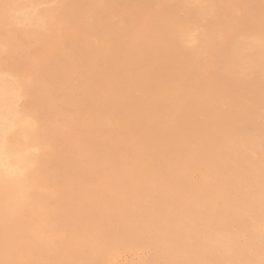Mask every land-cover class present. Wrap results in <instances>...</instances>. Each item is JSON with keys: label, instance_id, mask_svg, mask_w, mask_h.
I'll return each mask as SVG.
<instances>
[{"label": "bare ground", "instance_id": "bare-ground-1", "mask_svg": "<svg viewBox=\"0 0 264 264\" xmlns=\"http://www.w3.org/2000/svg\"><path fill=\"white\" fill-rule=\"evenodd\" d=\"M2 1V0H0ZM16 1V0H15ZM19 1V0H18ZM40 1V0H39ZM42 1V0H41ZM47 1V0H46ZM7 2H13V1H8ZM6 2V3H7ZM24 2V1H22ZM50 2V1H49ZM2 3V2H1ZM0 3V4H1ZM34 3V2H33ZM42 3V2H41ZM52 3V2H51ZM13 4V3H12ZM15 4V3H14ZM20 4V3H19ZM24 4V3H23ZM22 4V5H23ZM37 4V3H36ZM39 4V3H38ZM50 4V3H49ZM65 11L67 13V16L74 22L78 23V24H83L85 25V27L87 28L88 31H91L96 35H98L99 33L103 36L105 35H111L114 38V46L111 47V45H109V47L106 49L104 47V52L99 49L98 53L96 56L90 55L89 59H87V63L89 64V66L91 67V71H90V79L91 81H93L94 83H96L97 85L96 88L91 92L90 90V94L87 95L88 98L85 102H87L89 99L92 98V101L90 104H94L97 107H99V111L98 113L95 115V122L97 123L98 126H101L102 128L105 129H110V126H112V120L110 121V119H108L104 113V109L110 107H115L116 110H118V115L121 116L122 122L124 123L123 128V133L121 136V133L119 134V138L116 142L112 143L109 142L107 143V141L102 142L101 144V149H100V154H104L106 153L108 155L107 158L102 157V155L100 157H102L100 160L103 161L102 164L108 166L110 163L106 162L107 160H111L116 158L117 153H121L123 152L126 156V154H131L134 155L135 158L133 165H134V171L138 168L139 171H141L140 176L143 177V179L141 180V186L143 188H145V193H147V195H149V204H145L142 205L144 206L145 212H147L146 214H144L146 217H148L147 219V223L150 226V230H153L156 228V226H161V225H173L176 222V218H179L177 216L181 215V210L180 209V198L178 197L179 193H181V189L180 192L176 193V191H165L166 189V185L165 183H167V179H165L166 177H173L174 173L177 174L180 172V174H182L181 172V167H179L178 164H176V160L180 159L178 156V148L183 147L186 149H191L193 147L192 144L196 145L194 142L197 141V143L200 141L199 138H201L202 140L207 139L209 141L208 144H212L213 146L216 147H221L225 149L226 151V147H230L231 150L230 153H235L232 154V156L236 157V166H234L232 168V166L230 167L229 164H226V166L224 167L223 165L220 166L222 167L220 170L222 171V177L224 176L223 172L229 174V176L226 178L227 179V184L233 182L232 180H236L237 178H239V174L240 171L243 172V169L247 168L245 167V160L243 161L241 158V149L243 148L242 146L248 143H251L259 139L264 141V125L262 122H260L261 119V108L264 107V100L263 98H261L260 96V91H259V86L263 85V81H264V0H66L65 3ZM9 5V3H8ZM28 5V4H27ZM32 5V3H31ZM30 5V6H31ZM51 5V4H50ZM64 5V4H63ZM5 6V5H4ZM7 6V5H6ZM5 6V7H6ZM13 6V5H12ZM12 6L11 9H12ZM28 6V7H30ZM34 6V5H33ZM36 6V5H35ZM38 6V5H37ZM40 6V5H39ZM38 6V7H39ZM24 7V6H23ZM52 8V5L50 6ZM57 7V6H56ZM56 7H54L53 9H55ZM14 8V7H13ZM25 8V7H24ZM40 8V7H39ZM42 8V7H41ZM47 8V7H46ZM16 14H21L24 15L25 17V21L27 20L28 23H37L38 25V21L42 20L41 16L44 14H41V16H32V15H27V13L23 14V10L22 8L19 6L17 8H14L12 11L16 10ZM27 9V8H26ZM37 9V8H35ZM58 9V7H57ZM56 9V10H57ZM25 10V9H24ZM28 10V9H27ZM38 10V9H37ZM40 10V9H39ZM44 10V9H43ZM49 10V9H48ZM55 10V11H56ZM59 10V9H58ZM57 10V11H58ZM52 10H50L51 12ZM54 11V10H53ZM62 11V10H61ZM64 11V9H63ZM28 12V11H27ZM34 12V11H33ZM45 12V10H44ZM13 13V12H12ZM15 13V12H14ZM29 13V12H28ZM42 13V12H41ZM61 13V12H60ZM59 13V14H60ZM37 14V12H36ZM35 14V15H36ZM48 14V13H47ZM44 14L47 16L46 20H51V18H48V15ZM54 13H52L53 16ZM59 14H57L59 16ZM225 14L230 15V17L232 18V22L228 21H224V19H222V16H224ZM43 15V16H44ZM3 17V16H2ZM12 19H15L13 16H9ZM16 17V16H15ZM20 17V16H19ZM22 17V16H21ZM20 17V18H21ZM55 17V16H54ZM53 17V18H54ZM7 18V17H6ZM57 18V16H56ZM60 19V17H58ZM226 18V17H225ZM229 18V17H228ZM1 19V18H0ZM18 19V18H17ZM23 18H21L20 20H22ZM68 19V18H67ZM66 19V21H67ZM230 19V18H229ZM2 20V19H1ZM0 20V21H1ZM44 20V18H43ZM47 20V21H48ZM55 20V19H52ZM64 20V19H63ZM4 21V19L2 20ZM24 21V20H23ZM24 21V22H25ZM60 21V20H59ZM8 23V21H6ZM42 22V21H41ZM53 22V21H52ZM51 23H47L44 25H48L49 27H52L51 29H53L54 26H51ZM57 22V23H56ZM63 22V21H62ZM61 22V23H62ZM70 22V21H69ZM68 22V23H69ZM72 22V23H74ZM177 23L182 25L185 28H191L193 27V29H198L200 26H204V28L207 30V32L209 31L210 33L212 32V35L214 37V40L216 39L214 45H213V50L210 51L212 55L209 54L210 59L208 60L207 63H205L203 61H195L194 60L192 62H194L193 65H191L192 67L187 69L186 67H175L174 64L172 63H167L164 62L163 60H161L157 55V51L155 49H152L151 51H146V53L142 56V55H136L133 49V47H130V43L131 41L130 38L132 36L133 30L134 28L137 27H145L150 34L155 36V39L160 41L162 39H164L165 36V31L167 29V27L170 26V24L172 23ZM32 23V24H33ZM45 23V22H43ZM60 22H58V20H55V24L61 26L59 24ZM70 23V24H72ZM75 23V24H76ZM175 23V25H176ZM4 24V22H3ZM27 24V23H26ZM68 24V25H70ZM20 25V24H19ZM42 25V24H39ZM55 25V27L57 26ZM66 25V23H65ZM8 26V24L6 25ZM5 27V26H3ZM10 27V26H9ZM13 27V26H12ZM15 27V26H14ZM19 27V26H18ZM45 27V26H44ZM66 27V26H65ZM82 27V26H80ZM1 28V27H0ZM17 28V27H15ZM36 28V27H34ZM40 28V26H39ZM7 29V28H6ZM23 28H21L22 30ZM26 29V28H25ZM44 29V28H43ZM47 29V28H46ZM50 29V30H51ZM61 29V27L59 28ZM58 29V30H59ZM81 29V28H80ZM85 29V28H84ZM139 29V28H138ZM3 29H1L2 31ZM5 30V28H4ZM19 30V29H18ZM33 30V29H32ZM56 30V29H53ZM65 30V29H63ZM68 30V29H67ZM74 30V29H73ZM168 30V29H167ZM192 30V29H191ZM6 31V30H5ZM14 31V30H13ZM34 31V30H33ZM44 31V30H43ZM47 31V30H46ZM62 31V30H61ZM60 31V32H61ZM66 31V30H65ZM71 31V29H70ZM78 31V30H77ZM141 31V30H140ZM198 31V30H197ZM8 32V31H7ZM38 32H40L38 30ZM72 32V31H71ZM80 32V31H79ZM194 32V31H193ZM22 33V32H21ZM32 33V32H31ZM41 33V32H40ZM47 33V32H46ZM52 33V30L50 32V34ZM57 33H59L57 31ZM68 33V32H67ZM66 33V34H67ZM76 33V32H75ZM88 33V32H87ZM92 33V34H93ZM168 33V32H167ZM188 33V32H187ZM198 33V32H197ZM196 33V34H197ZM2 34V33H1ZM4 34V32H3ZM45 34V33H44ZM49 34V33H47ZM81 34V33H80ZM79 34V35H80ZM83 34L85 35V33L83 32ZM89 34V33H88ZM135 34V33H134ZM147 34V33H146ZM191 34V33H190ZM189 34V35H190ZM203 34V33H202ZM28 35V34H27ZM34 35V34H33ZM40 35V34H39ZM62 35V34H61ZM59 35V36H61ZM73 35V34H72ZM77 35V34H76ZM137 35V33L135 34ZM145 35V33H144ZM193 35V34H192ZM195 35V33H194ZM199 35V33H198ZM205 35V34H204ZM20 36V35H18ZM46 36V35H45ZM48 36V35H47ZM52 36V35H51ZM50 36V37H51ZM58 36V35H57ZM88 36V35H87ZM86 36V37H87ZM94 36V35H93ZM102 36H99L102 37ZM31 37V35H30ZM29 37V38H30ZM35 37V35H34ZM44 37V36H43ZM49 37V36H48ZM55 37H56V33H55ZM144 37V36H143ZM149 37V36H148ZM152 37V36H151ZM169 37V36H168ZM199 36H197L198 38ZM204 37V36H203ZM6 38V37H5ZM26 38V36H25ZM33 38V37H32ZM39 37H37L38 39ZM42 38V36H41ZM58 37H56L57 39ZM61 38H63L61 36ZM67 38V37H66ZM70 38V36H69ZM73 38V37H72ZM97 38V37H96ZM97 38L98 40L104 38ZM107 38V37H106ZM194 38V37H193ZM10 39V38H9ZM18 39V38H17ZM21 39V38H19ZM31 39V38H30ZM49 39V38H48ZM55 39V38H54ZM65 39V38H64ZM71 39V38H70ZM79 39V37H78ZM90 39V37H89ZM96 39V40H97ZM136 39V38H135ZM149 39V38H148ZM187 39V38H186ZM185 39V40H186ZM8 40V39H7ZM14 40V38H13ZM39 40H41L39 38ZM51 40V39H50ZM59 41V39H57ZM68 40V39H67ZM72 40V39H71ZM107 40V39H105ZM109 40V38H108ZM107 40V41H108ZM140 40V39H139ZM143 40V39H142ZM184 40V41H185ZM5 41V40H4ZM20 41V40H19ZM22 41V39H21ZM38 41V40H36ZM48 41V40H47ZM52 41V40H51ZM61 42H63V40H60ZM69 41V40H68ZM91 41V40H90ZM138 41V40H137ZM164 41V40H163ZM190 41V39H189ZM202 41V40H201ZM6 42V41H5ZM29 42V40H28ZM57 42V41H56ZM87 42V41H86ZM93 43H95L94 41H92ZM104 42V41H103ZM106 42V41H105ZM104 42V43H105ZM110 42V40H109ZM129 42V44H128ZM133 42V41H132ZM139 42V41H138ZM141 42V41H140ZM11 43V42H10ZM23 43V41L21 42ZM20 43V45H21ZM25 43V42H24ZM31 44H33L30 41ZM29 43V44H30ZM38 42H36L37 44ZM45 43L47 44V42L45 41ZM51 43V42H50ZM48 43V45L50 44ZM147 43V42H146ZM168 43V41H167ZM188 43V42H187ZM1 44V42H0ZM16 44V43H15ZM27 44V43H25ZM57 44V43H56ZM59 44V43H58ZM64 44V42H63ZM98 44V42H97ZM100 44V43H99ZM107 44V42H106ZM127 44L129 45L127 47ZM136 44V43H133ZM140 44V43H139ZM145 45V43H142ZM148 44V43H147ZM183 44V43H182ZM186 44V43H185ZM189 44V43H188ZM200 44V42L198 43ZM204 44V43H202ZM6 45V44H5ZM17 45H19V43H17ZM47 45V46H48ZM54 45V44H53ZM68 45V44H67ZM92 45V43H91ZM103 45V44H102ZM105 45V44H104ZM113 45V44H112ZM142 45V46H144ZM153 45V44H152ZM176 45V43L174 44ZM179 45V44H178ZM207 45V44H206ZM4 46V45H3ZM7 46V45H6ZM5 46V47H6ZM22 46V45H21ZM28 46V44H27ZM40 47V45H38ZM65 46V45H64ZM76 46V45H75ZM87 46V45H86ZM90 46V43H89ZM96 46V45H95ZM136 46V45H135ZM139 45H137L136 47H138ZM146 46V45H145ZM144 46V47H145ZM197 46V45H196ZM211 46V45H210ZM12 47V46H10ZM35 47H37L35 45ZM46 47V46H45ZM49 47V46H48ZM88 47V46H87ZM98 47V46H97ZM100 47V46H99ZM107 47V46H106ZM149 47V46H148ZM160 48V46H158ZM175 46H173L174 48ZM182 47V46H180ZM185 47V45H184ZM191 47V46H190ZM200 47V46H199ZM2 48V47H1ZM9 48V47H8ZM7 48V49H8ZM30 48V47H29ZM32 48V47H31ZM34 48V46H33ZM101 48V47H100ZM139 48V47H138ZM147 49V47H145ZM153 48V47H151ZM156 48V47H155ZM176 48V47H175ZM196 47H194L192 49H195ZM198 48V47H197ZM4 49V48H3ZM2 49V50H3ZM10 49V48H9ZM18 49V48H17ZM35 49V48H34ZM58 49V48H57ZM67 49V48H66ZM76 49V48H75ZM84 49V48H83ZM178 49V48H177ZM181 49V48H180ZM184 49V48H183ZM191 49V50H192ZM212 49V48H211ZM210 49V50H211ZM20 50V49H18ZM37 50V48H36ZM41 50V49H40ZM42 50H44L42 48ZM64 51H67L63 48ZM70 47L68 48L67 53L69 52ZM142 50V49H141ZM161 50V49H160ZM159 50V51H160ZM176 50V49H175ZM174 50V51H175ZM187 50V49H186ZM190 50V49H189ZM60 51V50H59ZM58 51V53H60ZM81 50H78L77 52H79ZM95 51V50H93ZM100 51L102 52V56L100 55ZM145 51V50H144ZM182 51V50H181ZM195 51V50H194ZM1 52V51H0ZM45 52V50H44ZM54 52V51H53ZM87 52V50H86ZM85 52V53H86ZM91 52V51H90ZM161 52V51H160ZM197 52V51H196ZM15 53V52H14ZM18 53V52H17ZM22 53V52H20ZM33 53V52H32ZM52 53V52H51ZM71 53V52H70ZM75 53V51H74ZM81 53V52H79ZM139 53V52H138ZM168 53V52H167ZM180 53V51H179ZM201 53V52H200ZM206 52H204L205 54ZM25 54V52L23 53ZM22 54V55H23ZM55 54V53H54ZM53 54V55H54ZM62 54V53H61ZM90 54V53H89ZM140 54V53H139ZM165 54V53H164ZM3 55V54H2ZM19 55V54H18ZM28 54H25L24 56H27ZM49 55V54H48ZM52 55V54H51ZM52 55V56H53ZM56 56H58L57 54H55ZM66 53H64L63 56H65ZM80 55H84V54H80ZM166 55V54H165ZM184 55V54H183ZM186 55V54H185ZM192 55V54H191ZM5 56V55H4ZM10 56H12V54H10ZM29 56V55H28ZM30 56L32 57V55L30 54ZM70 56V55H69ZM68 56V57H69ZM73 56V55H71ZM197 56V55H196ZM2 57V56H1ZM14 57V56H13ZM43 57V56H42ZM59 57V56H58ZM76 57V56H75ZM79 57V56H78ZM83 57V56H82ZM100 57V58H99ZM123 57V58H122ZM192 57V56H191ZM7 58V57H6ZM28 58V57H25ZM46 58L48 59L47 55ZM54 58V57H53ZM57 58V57H55ZM71 58V57H70ZM68 58V59H70ZM165 58V57H164ZM187 58V57H186ZM3 59V58H2ZM24 59V57H23ZM35 59V58H34ZM61 59V58H60ZM64 59H66L64 57ZM78 60V58H76ZM86 59V58H85ZM169 59V58H168ZM191 59V58H190ZM199 59V58H198ZM7 60V59H5ZM15 60H17L15 58ZM54 60V59H53ZM56 60V59H55ZM63 60V59H61ZM60 60V61H61ZM71 60V59H70ZM84 60V59H83ZM167 60V59H166ZM183 59H180V61H182ZM197 60V57H196ZM200 60V59H199ZM207 60V59H206ZM18 61V60H17ZM73 61V60H72ZM76 61V60H74ZM81 61V60H80ZM5 62V61H4ZM43 62V61H42ZM58 59H57V63H58ZM191 62V61H190ZM9 63V62H8ZM14 63V62H13ZM11 63V64H13ZM17 64L19 62H16ZM56 63V62H54ZM66 63L62 62V64ZM74 63V62H73ZM28 63H26L27 66ZM49 65L53 64L48 63ZM61 64V62H60ZM68 64V62L66 63ZM76 64V63H75ZM87 64V65H88ZM183 64V62H182ZM192 64V63H191ZM3 65V62H2ZM35 65V63H34ZM69 65H72L71 63H69ZM79 65V63H78ZM85 65V64H84ZM19 66V65H18ZM25 66V65H24ZM36 66V65H35ZM65 66V64L63 65ZM68 66V65H67ZM77 66V65H76ZM80 66V65H79ZM78 66V67H79ZM4 67V66H3ZM7 67V66H6ZM16 68V65L13 66ZM11 66V68H13ZM30 67V66H29ZM34 67V66H33ZM37 67V66H36ZM44 67V66H43ZM56 67V66H55ZM74 67V66H73ZM82 67V66H81ZM79 67V68H81ZM87 67V66H86ZM19 68V67H18ZM16 68V70L18 69ZM22 69V67H20ZM19 68V70H21ZM27 68V67H26ZM52 68V67H51ZM57 68V67H56ZM83 68V67H82ZM186 68V69H185ZM24 69V67H23ZM35 69V68H34ZM43 68H40V70ZM76 69V67L74 68ZM89 69V68H88ZM15 70V69H14ZM15 70V72H16ZM18 70V71H19ZM31 70V69H29ZM57 69H55L56 71ZM67 70V69H65ZM81 70V69H80ZM86 71V69H84ZM45 71V70H44ZM83 71V70H82ZM6 72V71H5ZM29 72V71H28ZM41 72V71H40ZM68 72V71H67ZM11 73V72H10ZM18 73V72H17ZM24 73V72H23ZM32 73V72H31ZM74 73V72H73ZM82 73V72H81ZM8 74V73H7ZM20 74V73H19ZM25 74V73H24ZM10 75V74H9ZM17 75V74H16ZM15 75V76H16ZM36 75V72H35ZM38 75V74H37ZM60 75V74H59ZM63 75V74H61ZM68 75V73H67ZM75 75V74H74ZM87 75V74H86ZM14 76V75H13ZM14 76V77H15ZM53 76V75H52ZM58 76V74H57ZM7 78L10 76H6ZM33 77V75H32ZM44 77V76H43ZM50 77V76H49ZM66 77V76H65ZM68 77V76H67ZM80 77V76H79ZM87 77V76H86ZM17 78V76H16ZM38 78V77H36ZM35 78V79H36ZM57 78V77H56ZM2 78H0L1 81ZM34 79V80H35ZM75 79V78H74ZM79 79V78H78ZM3 80V79H2ZM13 80V79H12ZM17 80V79H16ZM15 80V81H16ZM23 80V79H22ZM26 80V79H25ZM47 80V79H46ZM82 80V79H80ZM84 80V78H83ZM82 80V81H83ZM6 81V80H5ZM9 81V79H8ZM11 81V80H10ZM29 81V80H28ZM52 81H54L52 79ZM51 81V82H52ZM58 81V80H57ZM65 81V80H63ZM62 81V82H63ZM79 81V80H77ZM3 82V81H2ZM27 83V81H23V83ZM40 82V81H39ZM68 82V81H67ZM71 82H73V80H71ZM76 82V81H75ZM4 83V82H3ZM1 83L0 82V91H5L3 90L6 87V83ZM33 83V82H31ZM45 83V82H44ZM56 83V82H55ZM66 83V81H65ZM70 83V82H69ZM8 84V83H7ZM11 84H13L11 82ZM48 84V83H47ZM50 84V83H49ZM18 85V84H17ZM45 85V84H44ZM52 85V84H50ZM49 85V86H50ZM90 85V84H89ZM9 86V85H8ZM15 86V83H14ZM21 86V85H20ZM27 86V85H26ZM29 86V85H28ZM48 86V85H47ZM53 86V85H52ZM80 86V85H79ZM86 86V85H85ZM88 86V85H87ZM16 87V86H15ZM19 87V86H18ZM30 87V86H29ZM28 87V88H29ZM58 87V86H57ZM76 87V86H74ZM94 87V86H93ZM12 88V87H11ZM20 88V87H19ZM24 88V87H23ZM22 88V89H23ZM40 89V88H39ZM48 89V88H45ZM52 89V88H51ZM58 89V88H57ZM71 89V88H69ZM78 89V88H77ZM81 89V87H80ZM85 89V88H84ZM8 90V89H7ZM10 90V89H9ZM19 90V89H18ZM28 90V89H26ZM26 90H23L24 93ZM30 90V89H29ZM34 90V89H33ZM36 90V89H35ZM41 90V89H40ZM44 90V89H43ZM55 90V88H54ZM82 90V89H81ZM86 90V89H85ZM12 91V90H11ZM22 91V90H21ZM22 91V92H23ZM45 91V90H44ZM49 91V90H48ZM58 91V90H57ZM76 91V90H75ZM74 91V92H75ZM7 92V91H6ZM19 92V91H18ZM33 92V91H32ZM41 92V91H40ZM38 90V93H40ZM51 92V91H50ZM77 92V91H76ZM8 93V92H7ZM17 93V92H16ZM52 93V92H51ZM70 93V92H69ZM85 93V92H84ZM18 94V93H17ZM56 94V93H55ZM74 94V93H73ZM77 94V93H76ZM80 94V93H79ZM3 95L4 93L0 94V98L2 97V100L0 101V108L2 110H4L6 108V106H10L8 103V101L6 99H3ZM49 95V94H48ZM53 95V93L51 94ZM60 95V94H59ZM62 95V94H61ZM65 95V94H64ZM82 95V94H81ZM17 96V95H16ZM20 93H19V95ZM35 96V95H34ZM70 96V95H69ZM75 96V95H74ZM11 97V96H10ZM24 97H26L24 95ZM41 98V94L40 96H38ZM45 97V96H44ZM53 97V96H52ZM66 97V96H65ZM80 97V96H79ZM8 98V97H7ZM18 98V97H17ZM17 98H13V99H17ZM29 98V97H28ZM37 98V97H36ZM35 98V99H36ZM50 98V97H49ZM47 97V99H49ZM57 99V95L55 97ZM73 98V97H72ZM77 98V97H76ZM25 99V98H24ZM34 99V97L32 98ZM30 99V100H32ZM45 99V98H44ZM67 99V98H65ZM70 99V98H69ZM80 99V98H79ZM82 101L84 100L83 97L81 98ZM86 99V98H85ZM21 100V99H20ZM50 100H55L50 98ZM68 100V99H67ZM71 100V99H70ZM37 101V100H36ZM41 101V100H40ZM43 101V98H42ZM49 101V100H48ZM59 101V100H58ZM66 101V100H65ZM65 101H62L63 103ZM11 102V101H10ZM20 102V101H18ZM24 102V101H23ZM28 102V101H27ZM32 102V101H31ZM53 102V101H52ZM68 102V101H67ZM66 102V103H67ZM73 102V101H72ZM78 102V101H77ZM81 102V101H80ZM83 102V103H85ZM89 102V101H88ZM12 103V102H11ZM25 103V102H24ZM30 103V102H29ZM42 103V102H41ZM54 103V102H53ZM74 103V102H73ZM225 103V106H227L226 108H222L219 109V105ZM8 104V105H7ZM34 104L31 103V105ZM45 104V103H44ZM48 104V103H47ZM51 104V103H50ZM56 104V103H55ZM61 104V103H60ZM15 105V104H14ZM18 105V104H16ZM27 105V104H26ZM29 105V106H31ZM36 105V104H35ZM35 105H32L33 107ZM38 105V104H37ZM59 105V104H58ZM57 105V106H58ZM67 105V104H66ZM82 105V103H81ZM80 105V106H81ZM86 105V103L84 104ZM12 106V104H11ZM21 106V105H20ZM55 106V105H54ZM83 106V105H82ZM224 106V105H223ZM17 107V106H16ZM41 107V105H40ZM62 107V106H61ZM69 107V106H68ZM10 110L9 113L10 118L5 117H0V179L1 181L6 180L8 181L7 184H9V182H14L13 187L15 186V188H17L18 190V185L16 186L15 183H18V179H23L24 181V187L30 185L32 182V180L29 181L28 178H26L25 176V172L27 170H31V167L34 166L36 163L39 162V157L45 152V142L44 144L41 146L38 143V132L41 133L40 128L36 125V122L34 119L29 118L27 116V114H29L28 109H20L22 107H20L19 109L16 108H11L8 107ZM39 108V106L37 107V109ZM56 108V107H55ZM63 108V107H62ZM66 108V107H65ZM75 108V107H73ZM72 108V110H73ZM82 108V107H81ZM80 108V109H81ZM47 109V108H45ZM53 109V108H52ZM59 109H60V105H59ZM58 109V110H59ZM94 109V107H93ZM93 109L91 110L93 113ZM41 110V109H40ZM44 110V109H43ZM62 110V109H61ZM107 110V109H106ZM32 111V110H31ZM65 111V110H64ZM67 111V110H66ZM90 111V110H88ZM37 112V111H36ZM53 112V111H52ZM51 112V113H52ZM58 112V111H57ZM75 112V111H74ZM78 112V111H77ZM6 113V112H5ZM8 113V115H9ZM43 113V112H42ZM42 113L40 112V115H42ZM56 113V112H55ZM62 113V112H60ZM64 113V112H63ZM67 113V112H66ZM84 113V112H81ZM53 114V113H52ZM51 114V115H52ZM76 114V113H75ZM73 114V115H75ZM79 114V113H78ZM111 114V112H110ZM35 115V114H34ZM84 115V114H83ZM86 115V114H85ZM90 117V114H88ZM113 115V114H112ZM116 115V114H115ZM32 116V114H31ZM58 116V115H57ZM72 116V115H71ZM119 116V117H120ZM50 117V115L48 116ZM63 117V116H62ZM67 117V116H66ZM65 117V118H66ZM94 117V116H92ZM115 117V116H114ZM33 118H35L33 116ZM39 119V117H37ZM36 118V120H37ZM45 118V117H44ZM73 118V117H72ZM71 118V119H72ZM80 118V117H79ZM113 118V117H112ZM118 118V117H117ZM55 119V117H54ZM116 119V118H115ZM50 120V119H48ZM62 120V119H61ZM75 120V119H73ZM87 120V118H86ZM93 120V119H92ZM91 120V121H92ZM138 120H140V122L142 121L144 129H138L137 126L134 123H136ZM40 121V120H39ZM37 121V122H39ZM43 122V120H41ZM64 121V120H63ZM117 121V119H116ZM166 122H169V124H167ZM40 123V122H39ZM67 123V122H66ZM90 123V122H89ZM122 123V124H123ZM165 123L168 125L166 126ZM47 124V123H45ZM78 124V123H76ZM82 123H80L81 125ZM85 124V123H84ZM121 124V125H122ZM138 124V123H137ZM42 127V123L40 124ZM39 125V126H40ZM51 125V124H50ZM65 126V125H64ZM88 126V125H87ZM120 126V125H119ZM49 127V126H48ZM52 127V126H50ZM68 127V125L66 126ZM89 127V126H88ZM118 127V126H117ZM43 128V127H42ZM47 128V127H46ZM90 128V127H89ZM88 128V129H89ZM44 129V128H43ZM49 129V128H47ZM54 129V128H53ZM74 129V128H73ZM72 129V130H73ZM93 129V128H92ZM117 129V128H116ZM120 129V128H119ZM52 130V129H51ZM102 130V129H101ZM122 130V129H121ZM90 131V130H88ZM109 131V130H108ZM107 131V133H108ZM113 131V130H112ZM111 131V132H112ZM44 132V131H43ZM56 132V131H55ZM59 132V130H58ZM70 132V131H69ZM79 132V131H78ZM83 132V130H82ZM100 132V131H99ZM104 132V131H103ZM110 132V131H109ZM120 132V131H119ZM50 133V132H48ZM63 133V132H61ZM75 133V132H74ZM90 133V132H89ZM97 133V132H96ZM102 133V132H100ZM106 133V134H107ZM116 133V132H115ZM56 134V133H55ZM54 134V135H55ZM60 134V133H59ZM88 134V133H86ZM104 134V133H103ZM117 134V133H116ZM115 134V135H116ZM47 135V134H46ZM45 135V136H46ZM51 135V133H50ZM49 135V136H50ZM61 135V134H60ZM66 135V134H65ZM73 135V134H72ZM82 135H85L82 134ZM90 135V134H88ZM97 135V134H96ZM101 135V134H99ZM30 136V138H29ZM64 136V135H63ZM68 136V135H67ZM80 136V135H79ZM92 136V135H90ZM102 136V135H101ZM104 136V135H103ZM43 137V134H42ZM53 137V134H52ZM58 137V134H57ZM60 137V136H59ZM86 137V136H85ZM51 138V137H50ZM55 138V137H54ZM76 138V137H75ZM94 138V136H93ZM96 138V137H95ZM103 138V137H102ZM204 138V139H203ZM44 139V138H43ZM69 139V138H68ZM78 139V138H77ZM88 139V138H87ZM99 138L97 137V140ZM110 139V138H109ZM199 139V141H198ZM45 140V139H44ZM49 140V139H48ZM59 140V139H58ZM63 140V139H62ZM75 140V139H74ZM74 140L73 144H74ZM102 140V139H101ZM113 140V141H115ZM47 141V140H46ZM68 141V140H67ZM66 141V142H67ZM207 141V142H208ZM261 141V144H262ZM49 142V141H48ZM53 142V141H51ZM50 142V143H51ZM76 142V141H75ZM87 142V141H86ZM90 142V141H89ZM92 142V141H91ZM90 142V143H91ZM94 142V141H93ZM97 142V141H96ZM100 142V141H99ZM68 143H70L68 141ZM67 143V144H68ZM203 144V142H201ZM205 143V141H204ZM53 144H55V142H53ZM62 144V143H61ZM79 144V143H78ZM92 144V143H91ZM199 144V143H198ZM201 144V145H202ZM253 144V145H254ZM260 144V143H259ZM46 145H48V143H46ZM70 145V144H69ZM72 145V143H71ZM82 145V144H80ZM63 146V145H62ZM256 146V145H254ZM260 146V145H258ZM48 148V146H46ZM52 151L55 148H52V145L50 146ZM67 147V145H66ZM96 147V146H95ZM132 147H135L132 149ZM195 147V146H194ZM201 147V146H199ZM197 147V150H199ZM204 147V146H203ZM209 147V146H208ZM212 147V146H211ZM261 147V146H260ZM46 148V149H47ZM57 148V147H56ZM58 148H60L58 146ZM57 148V149H58ZM72 148V147H71ZM82 148V146L80 147V149ZM205 148V147H204ZM203 148V149H204ZM229 148V149H230ZM246 148V147H245ZM251 148V147H250ZM63 149V148H62ZM85 149V148H84ZM88 149V147H87ZM93 149V147H92ZM210 149V148H209ZM248 149V148H247ZM258 149V148H257ZM261 149V148H260ZM55 150V149H54ZM60 150V149H59ZM70 150V149H69ZM76 150V149H75ZM89 150V149H88ZM91 150V148H90ZM202 150V149H201ZM207 150V149H206ZM205 150V151H206ZM219 150V149H218ZM217 150V151H218ZM228 150V149H227ZM249 150V149H248ZM251 150V149H250ZM254 150V149H253ZM259 150V149H258ZM257 150V151H258ZM264 150V148H263ZM50 151V148H49ZM51 154V152H49ZM62 151V150H61ZM60 151V152H61ZM72 151V149H71ZM69 151V152H71ZM84 151V150H83ZM97 151V150H96ZM137 151V153L135 152ZM180 152L181 149L179 150ZM186 151V150H184ZM190 151V150H189ZM193 151V150H192ZM214 151V149H213ZM212 151V152H213ZM224 151V150H223ZM222 151V152H223ZM66 152V151H63ZM68 152V151H67ZM66 152V153H67ZM68 152V153H69ZM94 152V149H93ZM92 152V153H93ZM195 152V151H193ZM204 152V151H203ZM207 152V151H206ZM221 152V151H220ZM219 152V153H220ZM221 152V153H222ZM229 152V150H228ZM260 152V151H259ZM55 153V152H54ZM77 153V151H76ZM79 153V152H78ZM81 153V152H80ZM186 153V152H184ZM191 153V152H190ZM198 153V152H197ZM202 153V152H200ZM199 153V154H200ZM210 153V152H209ZM218 153V152H217ZM224 153V152H223ZM244 153H246L244 151ZM251 153V152H250ZM49 154V155H50ZM62 156V153H60ZM75 154V153H74ZM84 154V153H83ZM90 154V153H88ZM95 154V152H94ZM122 154V153H121ZM180 154V153H179ZM199 154H197L199 156ZM243 154V153H242ZM259 154V153H258ZM258 154H254V155H258ZM46 155V154H43ZM56 154H54L55 156ZM69 156V154H67ZM72 155V154H71ZM85 155V154H84ZM193 155V154H192ZM204 156H206L205 154H203ZM218 155V154H217ZM216 155V156H217ZM222 155V154H221ZM228 155V154H227ZM225 155V156H227ZM245 155V154H244ZM253 155V154H250ZM250 155H247L250 157ZM261 155V154H260ZM47 156V155H46ZM53 156V154H52ZM51 156V157H52ZM60 156V155H59ZM66 156V155H65ZM82 156V155H81ZM95 157V155H93ZM208 156V155H207ZM206 156V157H207ZM213 156V155H212ZM211 156V157H212ZM231 156V157H232ZM259 156V155H258ZM257 156V157H258ZM264 156V155H263ZM43 157V156H42ZM48 157V156H47ZM45 157V158H47ZM58 157V156H57ZM63 157V156H62ZM61 157V158H62ZM130 157V156H129ZM185 157V156H184ZM187 157V156H186ZM192 157V156H191ZM210 157V156H209ZM224 157V156H223ZM227 157H230L229 155ZM64 158V157H63ZM67 158V157H66ZM71 158V157H70ZM81 158V157H80ZM83 158V157H82ZM81 158V159H82ZM93 158V157H92ZM96 158V157H95ZM99 158V157H98ZM118 158V157H117ZM116 158V159H117ZM188 158V157H187ZM190 158V157H189ZM188 158V159H189ZM195 158V157H193ZM204 158V157H203ZM202 158V159H203ZM208 158V157H207ZM217 158V157H216ZM215 158V159H216ZM226 158V157H225ZM256 158V157H255ZM259 158V157H258ZM261 158V157H260ZM259 158V160H260ZM55 159V158H54ZM53 159V160H54ZM58 159V158H57ZM89 159V158H88ZM119 159V158H118ZM132 159V158H131ZM182 159V158H181ZM186 159V158H185ZM192 159V158H191ZM201 159V158H200ZM251 159V158H250ZM249 159V160H250ZM42 160V158L40 159ZM48 160V159H46ZM51 160V159H50ZM52 160V161H53ZM68 160V158H67ZM71 160V159H70ZM87 160V159H85ZM190 160V159H189ZM188 160V161H189ZM197 160V158H196ZM204 160V159H203ZM218 160L219 157H218ZM252 160V159H251ZM258 160V161H259ZM45 161V160H44ZM72 161V160H71ZM99 161V162H101ZM194 162V160H192ZM202 161V160H201ZM215 161V160H214ZM213 161V162H214ZM224 161V158H223ZM223 161H220L221 163ZM257 161V162H258ZM62 162V161H61ZM61 162L59 160V165H61ZM64 162V161H63ZM66 162V161H65ZM79 162V161H78ZM97 162V159H96ZM116 162V161H114ZM119 162V161H118ZM117 162V164H118ZM132 162V161H131ZM182 162V161H180ZM186 162V161H184ZM191 162V161H190ZM204 162V161H203ZM219 162V161H217ZM249 162V161H248ZM247 162V163H248ZM264 162V161H263ZM41 163V162H39ZM53 163V162H52ZM58 163V161H57ZM74 163V162H73ZM93 163V162H92ZM113 162H111L112 164ZM121 163V162H120ZM201 163V162H200ZM227 163V162H226ZM228 163H231L228 161ZM234 163V162H233ZM50 164V162H49ZM48 164V165H49ZM68 164V163H67ZM71 164V163H70ZM68 164V165H70ZM76 164V163H75ZM82 164V163H81ZM88 164V163H87ZM101 164V163H99ZM122 164V163H121ZM184 164V163H183ZM194 164V163H192ZM204 164V163H203ZM216 164V163H213ZM223 164V163H222ZM249 164V163H248ZM253 164V162H252ZM255 164V163H254ZM259 164V163H258ZM261 164H264L261 162ZM39 165V164H38ZM43 165V164H42ZM41 165V169L43 170ZM46 165V164H45ZM51 165V164H50ZM50 165L47 167L49 168ZM63 165V164H62ZM79 167V164H77ZM84 164H82L83 166ZM116 165V164H115ZM212 165V164H211ZM211 165H209L210 167H212ZM218 165V164H217ZM257 165V164H256ZM40 166V165H39ZM56 166V165H53ZM65 166V165H64ZM63 166V167H64ZM67 166V165H66ZM97 166V165H96ZM127 166V164H126ZM125 166V167H126ZM184 166V165H183ZM195 166V165H194ZM198 167L200 165H197ZM207 166V165H206ZM215 166V165H214ZM38 167V166H37ZM52 167V166H51ZM61 168V166H56ZM86 167V166H85ZM103 167V166H102ZM101 167V168H102ZM191 167V166H190ZM193 167V166H192ZM203 168V166H201ZM205 167V164H204ZM209 167V168H210ZM218 167V168H220ZM249 167V166H248ZM254 167V166H253ZM263 167V165H262ZM58 168V169H59ZM73 167H71L72 169ZM80 168V167H79ZM76 169V170H79ZM95 168V167H94ZM105 167H103L104 170ZM110 168V167H108ZM117 168V167H116ZM121 168V167H120ZM208 168V167H205ZM215 168V167H214ZM232 168V169H231ZM252 169V167L250 166L249 169ZM256 167H254L255 169ZM261 167H259L260 169ZM36 169V168H34ZM51 169V168H50ZM49 169V170H50ZM63 169V168H61ZM60 169V170H61ZM69 169V168H67ZM81 169V168H80ZM84 169V168H83ZM82 169V170H83ZM90 168L88 167V170ZM125 169V168H123ZM122 169V170H123ZM131 169V168H130ZM185 169V168H184ZM182 169V170H184ZM187 169V168H186ZM201 169V168H200ZM211 169V168H210ZM244 169V170H245ZM248 169V170H249ZM257 169V168H256ZM263 169V168H262ZM38 170V169H37ZM54 170V168H53ZM51 169V171H53ZM66 170V169H65ZM108 170V169H106ZM105 170V171H106ZM112 170V169H111ZM127 170V169H126ZM191 170V169H190ZM193 170V169H192ZM191 170V171H192ZM205 170V169H204ZM203 170V171H204ZM207 170V169H206ZM209 170V169H208ZM253 170V169H252ZM33 171V170H31ZM69 171V170H68ZM71 171V170H70ZM80 171V170H79ZM96 171V170H94ZM129 171V170H128ZM185 171V170H184ZM196 171V170H195ZM198 171V169H197ZM200 171V170H199ZM202 171V172H203ZM220 171V172H221ZM246 171V170H245ZM251 171V170H250ZM256 170H254L253 172H255ZM30 172V171H29ZM41 172V171H40ZM45 172V171H44ZM57 172V171H56ZM67 172V171H66ZM85 172V171H84ZM92 172V171H91ZM108 172V171H107ZM118 172V171H117ZM186 172V171H185ZM193 172V171H192ZM207 172V171H206ZM220 172L218 171V173L220 174ZM258 172V171H257ZM35 173V172H34ZM38 173V172H37ZM36 173V174H37ZM55 173V172H53ZM70 173V172H69ZM76 173V172H75ZM80 173V172H79ZM90 173V172H89ZM125 173V172H123ZM122 173V174H123ZM129 173V172H128ZM184 173V172H183ZM197 173V172H196ZM209 173V172H207ZM216 173V172H215ZM217 173V174H218ZM244 173V172H243ZM246 174L247 171L245 172ZM264 173V172H263ZM262 173V175H263ZM32 174V173H31ZM34 174V175H36ZM44 174V173H43ZM47 174V173H46ZM45 174V175H46ZM49 174V173H48ZM47 174V175H48ZM52 174V172H51ZM51 174H49L51 176ZM68 174V173H66ZM88 174V173H87ZM116 174V173H115ZM119 174V173H118ZM131 174V173H130ZM135 174V173H134ZM185 174V173H184ZM183 174V175H184ZM199 174H203V173H199ZM198 174V175H199ZM218 174V175H219ZM251 174V173H250ZM253 174V173H252ZM258 174H260L258 172ZM257 174V175H258ZM54 175V174H53ZM59 175V174H57ZM75 175V174H74ZM78 174L76 173V176ZM80 175V174H79ZM93 175V174H92ZM97 175V174H96ZM109 175V174H108ZM125 175V174H124ZM179 175V174H178ZM186 175V174H185ZM184 175V176H185ZM208 176V174H206ZM215 175V176H218ZM255 175V174H254ZM254 175H250L252 177H254ZM38 176V175H36ZM68 176V175H66ZM71 176V175H70ZM81 176V175H80ZM106 176V175H105ZM120 176H122L120 174ZM127 176V175H126ZM133 176V175H132ZM166 176V177H165ZM177 176V175H176ZM189 176V175H188ZM195 176V175H194ZM193 176V178H195ZM197 176V175H196ZM202 176V175H201ZM212 176V175H211ZM221 176V175H220ZM245 177V175H243ZM248 176V175H247ZM256 176V175H255ZM40 176H38L39 178ZM42 177V176H41ZM55 177V175H54ZM62 177V176H61ZM89 177V175H88ZM88 177L87 178V182L88 183ZM94 177V176H93ZM112 177V175H111ZM114 177V176H113ZM131 177V176H130ZM134 177V176H133ZM132 177V178H133ZM138 177V176H137ZM136 177V178H137ZM187 177V176H185ZM210 177V176H209ZM262 177V176H261ZM33 178V177H32ZM50 178V177H48ZM58 176L57 179L58 180ZM64 178V176L62 177ZM81 178H83L81 176ZM95 178V177H94ZM118 178V177H117ZM124 178V176H123ZM141 178V177H139ZM175 178V177H174ZM181 178V175H180ZM192 178V177H191ZM190 178V179H191ZM255 178V177H254ZM264 178V177H263ZM17 179V180H16ZM41 179V178H40ZM61 179V178H60ZM66 179V178H65ZM68 179V178H67ZM84 179V178H83ZM82 179V180H83ZM90 179V178H89ZM92 179V178H91ZM97 179V178H96ZM116 179V178H115ZM120 179V178H119ZM118 179V180H119ZM135 179V177H134ZM138 179V178H137ZM170 179V178H169ZM173 179V178H172ZM185 179V178H184ZM197 179V178H196ZM195 179L196 183L198 182ZM200 179V177H199ZM202 179V178H201ZM222 179V178H221ZM246 179V178H245ZM36 180V179H35ZM48 179H45L44 181H47ZM78 180H80L78 178ZM77 180V181H78ZM110 180V179H109ZM132 180V179H131ZM183 180V179H182ZM187 180V179H186ZM203 180V179H202ZM239 180V179H238ZM242 180V177H241ZM252 180V179H251ZM259 180V178H258ZM20 181V180H19ZM52 180L50 179V182ZM62 181V180H61ZM96 181V180H95ZM101 181V180H100ZM114 180H112L113 182ZM127 181V180H126ZM125 181V182H126ZM167 181V182H166ZM174 181V180H173ZM179 181V180H178ZM177 181V182H178ZM189 181V180H188ZM216 181V180H215ZM214 181V182H215ZM220 181V180H219ZM244 181V180H243ZM248 181V179H247ZM246 181V182H247ZM253 181V180H252ZM263 181V180H262ZM34 182V181H33ZM39 182V180H38ZM42 182V181H40ZM58 182V181H57ZM56 182V183H57ZM66 182V181H65ZM84 182V181H83ZM90 182V181H89ZM93 182V181H92ZM98 182V181H97ZM108 182V181H107ZM110 182V181H109ZM110 182V183H112ZM117 182V181H116ZM119 182V181H118ZM117 182V183H118ZM132 182V181H131ZM135 182V181H134ZM170 182V180H169ZM176 182V180H175ZM182 182V181H181ZM187 182V181H186ZM194 182V181H192ZM200 182V181H199ZM210 182V181H209ZM213 182V181H212ZM211 182V183H212ZM242 182V181H241ZM251 182V181H250ZM6 183V182H5ZM44 183V182H43ZM55 183V184H56ZM63 184V182H61ZM106 183V182H105ZM139 183V182H137ZM184 183V182H183ZM191 183V182H190ZM234 183V182H233ZM237 183V182H236ZM244 183V182H243ZM263 182H260V184ZM12 184V183H10ZM9 184V185H10ZM22 184V183H20ZM33 184V183H32ZM31 184V185H32ZM38 184V183H37ZM48 184V183H45ZM54 184V183H53ZM59 184V183H58ZM72 184V183H71ZM85 184V183H84ZM83 184V185H84ZM99 184V183H98ZM114 184V183H113ZM121 184V182H120ZM123 184V183H122ZM125 184V183H124ZM132 184V183H131ZM130 184V186H131ZM173 184V182H172ZM186 184V183H185ZM184 184V186H185ZM195 184V183H193ZM198 184V183H197ZM205 184V183H204ZM241 184V183H240ZM248 184V183H247ZM250 184V183H249ZM0 185H3L0 184ZM5 185V184H4ZM36 185V184H35ZM44 185V184H43ZM61 185V184H60ZM68 185V183H67ZM76 184H74L75 187ZM87 185V184H85ZM95 185V184H94ZM101 185V184H99ZM98 185V187H100ZM115 185V184H114ZM113 185V186H114ZM129 185V184H128ZM127 185V186H128ZM136 185V184H135ZM139 185V184H138ZM179 185V184H177ZM200 185V184H198ZM253 185V184H252ZM22 186V185H21ZM39 186V184H38ZM41 186V185H40ZM46 186V185H44ZM49 186V185H48ZM47 186V187H48ZM52 186V185H51ZM56 186V185H55ZM64 186V185H63ZM72 186V185H71ZM119 186V184H118ZM117 186V187H118ZM129 186V187H130ZM140 186V187H141ZM145 186V187H144ZM176 186V183H175ZM189 186V185H188ZM191 186V185H190ZM201 186V185H200ZM217 186V185H216ZM224 186V185H223ZM227 186V185H226ZM244 186V185H243ZM242 186V187H243ZM246 186V185H245ZM251 186V184H250ZM248 186V187H250ZM263 186V185H262ZM7 187V186H6ZM9 187V186H8ZM9 188L8 190H12V188ZM23 187V186H22ZM61 187V186H60ZM59 187V188H60ZM73 187V188H74ZM85 187V186H84ZM83 187V188H84ZM87 187V186H86ZM102 187V186H101ZM100 187V188H101ZM120 187V186H119ZM118 187V188H119ZM137 187V186H136ZM139 187V186H138ZM187 188V186H185ZM203 187V186H202ZM205 187V186H204ZM221 187V185H220ZM257 187V186H256ZM20 188V187H19ZM28 188V187H27ZM54 188V187H52ZM63 188V187H62ZM77 188V187H76ZM89 188V187H88ZM91 188H93L91 186ZM97 188V187H96ZM135 188V187H133ZM169 188V187H168ZM180 188V186H179ZM206 188V187H205ZM209 188V187H208ZM211 188V187H210ZM213 188V187H212ZM211 188V189H212ZM222 188V187H221ZM244 188V187H243ZM253 188V187H252ZM259 188V187H258ZM264 188V187H263ZM24 189V188H23ZM49 189H51L49 187ZM58 189V188H57ZM121 189V188H120ZM124 189L126 190V188L124 187ZM124 189H121L120 191L123 192ZM131 189V187L129 188ZM137 188H135L136 190ZM142 188H140L139 190L142 192L141 190ZM176 189V187L174 188ZM178 189V188H177ZM239 187H234L231 185L225 189V195L223 197L224 199V203L221 206L220 204V208L218 209V214L220 217L223 218L222 221H220L218 218V220H216L217 222H215L214 218H217V215H213V216H207V217H203V218H198L201 221L204 222H210L212 221V224H216L218 227V232H222V233H227L229 234L230 230H234L235 231H241V232H249L251 230H253L254 228H256V226H254V224L256 223H264V198H258L257 200H253L251 201V199L249 200L247 197H244L238 192L239 191ZM247 189V188H246ZM260 189V188H259ZM2 190V189H1ZM4 190V189H3ZM43 190V189H42ZM41 190V191H42ZM81 190V189H79ZM93 190V189H92ZM97 190V189H94ZM99 190V188H98ZM114 190V189H113ZM132 190V189H131ZM144 190V189H143ZM168 190V189H167ZM173 190V189H172ZM182 190H185L184 187ZM210 189H203V188H198V186H191L188 189V195L193 196L194 198V202L195 205H200V207H204L207 203V198L210 196ZM217 190V187H216ZM251 190V189H250ZM258 190V189H257ZM262 190V189H261ZM15 191V190H12ZM19 191V190H18ZM17 191V192H18ZM27 191V190H26ZM34 191V190H33ZM36 191V190H35ZM39 191V190H38ZM52 191V190H51ZM50 191V192H51ZM57 191V190H56ZM61 191V190H60ZM69 191V190H68ZM73 191V190H72ZM78 191V190H76ZM82 191V190H81ZM90 191V189H89ZM147 191V192H146ZM158 191L164 194H168L165 195V197H161L162 195L158 194ZM219 191V190H218ZM217 191V192H218ZM249 191V190H248ZM2 192V191H1ZM40 192V191H39ZM38 192V193H39ZM43 192V191H42ZM45 192V191H44ZM59 192V191H58ZM62 192V191H61ZM92 192V191H91ZM95 192V191H94ZM99 192V191H98ZM101 192V191H100ZM100 192L98 193V195H100ZM112 192L110 186L107 184H105V187L102 190V195L104 194H109ZM116 192V191H114ZM129 192V191H128ZM141 192H139L141 194ZM212 192V191H211ZM214 192V190H213ZM245 194L247 193L246 191H244ZM250 192V191H249ZM252 192V191H251ZM261 192V191H258ZM264 192V189H263ZM11 193V192H10ZM25 193V192H24ZM23 193V194H24ZM31 193V192H30ZM29 193V194H30ZM130 193V192H129ZM133 193V192H132ZM187 193V190L186 192ZM184 193V194H185ZM243 193V192H242ZM33 194V193H32ZM30 195L32 197H34L33 195ZM37 194V193H36ZM52 194V193H49ZM78 194V193H77ZM80 194V192H79ZM85 194V193H84ZM89 194V193H88ZM91 194V193H90ZM94 194V193H93ZM92 194V195H93ZM114 194V193H113ZM135 194V193H134ZM183 194V191L181 193V195ZM183 194V196H184ZM224 194V193H223ZM222 194V195H223ZM244 194V193H243ZM249 194V193H248ZM254 194V193H252ZM251 194V195H252ZM261 194V193H260ZM16 195V196H15ZM14 195V198L12 200V202L10 201V203L8 204V210L10 213H14V214H18L19 212L24 211L25 207L27 206V204L24 205V199H22L19 195V192L16 193ZM28 195V194H27ZM74 195V194H73ZM96 195V194H95ZM103 195V196H104ZM126 195V193H125ZM137 195V194H136ZM143 196V193L141 194ZM216 195V194H215ZM214 195V196H215ZM220 195V194H219ZM256 196V194H254ZM12 196V195H11ZM28 196V197H30ZM42 196V195H41ZM47 196V195H46ZM52 196V195H50ZM58 196V194H57ZM102 196V197H103ZM135 196V195H134ZM140 196V195H139ZM247 196V195H246ZM250 196V194H249ZM253 196V195H252ZM36 198H38L37 196H35ZM83 197V196H80ZM94 197V195H93ZM97 197V195H96ZM107 197V196H106ZM104 197V198H106ZM110 197H114V196H110ZM118 197V196H117ZM136 197V196H135ZM185 197V196H184ZM188 197V196H186ZM260 197V196H259ZM263 197V196H261ZM1 198V197H0ZM4 198V197H3ZM10 198V197H9ZM59 198H63L59 197ZM70 198V197H69ZM98 198V197H97ZM108 198V197H107ZM132 198V197H131ZM192 198V199H193ZM213 198V196H212ZM216 198V197H215ZM11 199V198H10ZM41 199V198H40ZM43 199L45 200V198L43 197ZM111 199V198H109ZM124 199V197H123ZM129 199V198H128ZM217 199V198H216ZM215 199V200H216ZM255 199V198H254ZM5 200V199H4ZM37 200V199H36ZM42 200V199H41ZM64 200V199H63ZM78 200V199H77ZM107 200V199H106ZM105 200V201H106ZM112 200V199H111ZM117 200V199H115ZM139 200V199H138ZM187 200V198H186ZM212 201V199H210ZM222 200V199H221ZM220 200V201H221ZM7 201V200H6ZM31 201V198H30ZM34 201V200H33ZM68 201V200H67ZM88 201V200H87ZM86 201V203H87ZM100 202V200H97ZM104 201V200H103ZM114 202V200H112ZM183 201V200H181ZM218 201V200H217ZM9 202V201H7ZM28 202V201H27ZM38 202V201H37ZM47 202V201H46ZM72 202V201H71ZM77 202V201H76ZM83 202V201H82ZM81 202V203H82ZM109 202V201H107ZM118 202V200H117ZM123 202V201H122ZM126 202V201H125ZM141 202V201H140ZM145 203V201H143ZM158 202L160 204H158ZM2 203V202H1ZM29 203V202H28ZM34 203V202H33ZM40 203V202H39ZM37 203V204H39ZM54 203V202H52ZM50 203V204H52ZM60 203V202H59ZM84 203V202H83ZM89 203V202H88ZM92 203V202H90ZM111 203V201H110ZM124 203V202H123ZM128 203V202H126ZM134 203V202H133ZM139 203V202H138ZM137 203V204H138ZM183 203V202H182ZM181 203V204H182ZM189 203V202H188ZM211 203V202H210ZM217 203V202H216ZM3 204V203H2ZM32 204V201H31ZM43 204V203H42ZM49 204V203H48ZM49 204V205H50ZM56 204V203H54ZM58 204V203H57ZM67 204V203H66ZM73 204V203H71ZM105 204V203H102ZM107 204V203H106ZM121 204V203H120ZM131 204V203H130ZM135 204V203H134ZM140 204V203H139ZM143 204V203H142ZM158 204L159 207L155 208L153 213L150 211L149 212V208L151 205H155ZM184 204V203H183ZM191 204V203H190ZM218 204V203H217ZM35 205V203H34ZM59 205V204H58ZM63 205V204H61ZM88 205V204H87ZM94 205V204H93ZM92 205V206H93ZM128 205V204H127ZM136 205V204H135ZM36 206V205H35ZM43 206V205H42ZM45 206V205H44ZM52 206V205H51ZM71 206V205H69ZM91 206V207H92ZM118 206V205H117ZM137 206V205H136ZM141 206V205H139ZM156 206V205H155ZM192 206V205H190ZM217 206V205H216ZM31 207V206H30ZM33 207V206H32ZM39 207V205L37 206ZM37 207L35 209H37ZM58 207V206H57ZM72 207V206H71ZM70 207V209H71ZM82 207V206H81ZM89 207V205H88ZM87 207V208H88ZM95 207V206H94ZM114 207V206H113ZM116 207V206H115ZM154 207V206H153ZM152 207V210H153ZM183 208V206H181ZM209 207V206H208ZM29 208V207H28ZM48 208V207H46ZM66 208V205H65ZM78 208V207H77ZM107 208V207H106ZM110 208H112L110 206ZM117 208V207H116ZM121 208V207H119ZM118 208V209H119ZM134 208V207H133ZM185 208V207H184ZM192 208V207H191ZM188 207V209H191ZM214 208V207H213ZM7 209V208H6ZM30 209V208H29ZM28 209V210H29ZM49 209V208H48ZM54 209V208H53ZM57 209V208H56ZM62 209V208H61ZM59 208V210H61ZM109 209V208H108ZM123 209V208H122ZM135 209V208H134ZM133 209V210H134ZM138 209V208H137ZM144 209V208H143ZM186 209V208H185ZM196 209V208H195ZM200 209V208H199ZM198 209V210H199ZM210 210L212 209L211 207L209 208ZM206 209V210H209ZM217 209V208H216ZM27 210V211H28ZM46 210V209H44ZM51 210V209H50ZM58 210V211H59ZM93 210V208H92ZM99 210V209H98ZM110 210V209H109ZM129 210V209H128ZM156 210V211H155ZM173 210L172 213H174V211L176 212V215L174 214L175 218H172V215L170 214V212ZM192 210V209H191ZM26 211V212H27ZM32 211V210H31ZM39 211V210H38ZM72 211V210H71ZM79 211H81L79 209ZM100 211V210H99ZM98 211V213H100ZM105 211V210H104ZM121 211V210H119ZM200 211V210H199ZM205 211V209H204ZM203 210H201L198 214L205 216V212ZM2 212V211H1ZM41 212V211H39ZM48 212V211H47ZM53 212V211H52ZM61 212V211H60ZM64 212V210H63ZM67 212V210H66ZM70 212V211H69ZM73 212V211H72ZM83 212V211H82ZM92 212V211H91ZM96 212V211H95ZM112 212V211H111ZM110 212V213H111ZM114 212V210H113ZM118 212V211H117ZM128 212V211H127ZM131 212V210H130ZM136 212V211H135ZM138 212V211H137ZM213 212V211H211ZM214 212H216L214 210ZM31 213V212H29ZM38 213V212H37ZM42 213V212H41ZM54 213V212H53ZM87 213V212H86ZM116 213V212H115ZM122 213V212H121ZM129 213V212H128ZM142 213V211H141ZM184 213V210H183ZM210 214V212H208ZM9 214V213H8ZM20 214V213H19ZM40 214V213H39ZM45 214V213H44ZM68 214V213H67ZM114 214V213H113ZM119 214V213H118ZM117 214V216H118ZM123 214V213H122ZM126 214V213H125ZM188 214V213H187ZM212 214V213H211ZM216 214V213H213ZM7 215V214H6ZM5 215V216H6ZM30 215V214H29ZM28 215V216H29ZM37 215V214H36ZM36 215H33L35 217H37ZM42 215V214H41ZM74 215V214H73ZM78 216H80L79 214H77ZM76 215V216H77ZM140 215V214H137ZM171 215V216H170ZM186 215V214H185ZM189 215V214H188ZM21 216V215H20ZM26 218L27 216L24 215ZM24 216H22V220L25 218ZM49 216V215H48ZM46 216V217H48ZM56 216V215H55ZM58 216V215H57ZM64 216V215H63ZM66 216V215H65ZM102 215L100 214V217ZM116 216V217H117ZM121 215H119L120 217ZM133 216V214H132ZM136 216V215H135ZM143 216V215H140ZM184 216V215H183ZM196 216H198L196 214ZM31 217V216H29ZM41 217V216H40ZM39 217V218H40ZM45 217V216H44ZM43 217V218H44ZM45 217V218H46ZM71 217V215H70ZM75 217V216H74ZM82 216H80V219ZM85 217V216H84ZM83 217V218H84ZM90 217V216H88ZM104 217V216H102ZM124 217V216H123ZM121 217V218H123ZM126 217V216H125ZM171 217V218H168ZM185 217V216H184ZM189 217V216H188ZM1 218V217H0ZM11 218V216H10ZM13 218V216H12ZM19 218V217H18ZM38 218V217H37ZM38 218V220H39ZM53 218V217H52ZM61 218V217H60ZM63 218V217H62ZM69 218V217H68ZM72 218V217H71ZM86 218V217H85ZM109 218V217H108ZM113 218V217H111ZM134 218V216H133ZM142 218V217H141ZM140 218V219H141ZM182 218V217H181ZM186 218V217H185ZM192 218V217H190ZM209 218V219H208ZM17 219V218H16ZM31 222H32V218ZM29 219V220H30ZM58 219V218H57ZM75 219V218H74ZM104 219V218H103ZM117 219V218H116ZM143 219V218H142ZM145 219V218H144ZM143 219V220H144ZM189 219V218H188ZM15 220V219H14ZM18 220V219H17ZM22 220L20 219V221L22 222ZM35 220V219H34ZM38 220H36L38 222ZM42 220V219H40ZM47 220V219H46ZM69 220V219H68ZM67 220V222H68ZM77 220V219H76ZM86 221V219H84ZM105 220V219H104ZM107 220V219H106ZM109 220V219H108ZM107 220V222H108ZM115 221V219H113ZM135 220V219H134ZM133 220V221H134ZM137 220V219H136ZM168 220V221H166ZM181 220V219H180ZM184 220V219H183ZM182 220V221H183ZM195 220V219H194ZM5 221V220H4ZM10 221V219H9ZM62 221V220H60ZM65 221V220H64ZM88 221V220H87ZM90 221H92L90 219ZM96 221V220H95ZM99 221V220H98ZM101 221V220H100ZM110 221V220H109ZM118 221V220H117ZM125 221V220H123ZM139 221V220H138ZM8 222V221H7ZM13 222V220H12ZM17 222V221H16ZM48 222V221H47ZM54 222V221H53ZM81 222V220H80ZM97 222V221H96ZM94 222V223H96ZM105 222V221H103ZM136 222V221H135ZM141 222V221H139ZM144 222V221H143ZM178 222L179 219H178ZM194 222V221H193ZM192 222V223H193ZM28 223V222H27ZM36 223V222H35ZM42 223H46V222H42ZM78 223V222H77ZM83 223V222H82ZM91 223V222H90ZM89 223V224H90ZM102 223V222H101ZM100 223V225H101ZM115 223V222H114ZM122 223V222H121ZM120 223V224H121ZM124 223V222H123ZM126 223V222H125ZM138 223V222H137ZM142 223V222H141ZM146 223V222H145ZM144 223V224H145ZM191 223V224H192ZM23 224V222H22ZM39 224V222L37 223ZM41 224V221H40ZM50 224V223H49ZM49 224H47L49 226ZM61 224V223H60ZM69 224V223H68ZM93 224V223H92ZM107 224V223H106ZM117 224V222H116ZM129 224V221H128ZM133 224V223H132ZM136 225V228H138V230L140 229H144L147 228L146 225ZM11 222H10V227H11ZM28 225H30L28 223ZM43 225V224H42ZM45 225V226H47ZM54 225V224H53ZM64 225V223L62 224ZM94 225V224H93ZM103 225V224H102ZM110 225V224H109ZM123 225V224H122ZM121 225V226H122ZM125 225V224H124ZM123 225V226H124ZM175 225V224H174ZM197 225V223H196ZM202 225V224H201ZM21 226V224H20ZM25 226L24 224L21 226L23 227ZM55 226V225H54ZM53 226V227H54ZM65 226V225H64ZM72 226V225H71ZM95 226V225H94ZM108 226V225H107ZM117 226V225H116ZM120 226V225H118ZM117 226V228H118ZM127 226V225H126ZM129 226V225H128ZM170 226V227H171ZM200 226V223L199 225ZM58 227V226H56ZM82 227V226H81ZM97 227V226H96ZM105 227V225H104ZM103 227V228H104ZM168 227V226H167ZM176 227V226H175ZM196 227V226H194ZM192 227V228H194ZM216 227V228H217ZM67 228V227H66ZM69 228V227H68ZM67 228V229H68ZM72 228V227H71ZM78 228V227H76ZM109 228V227H107ZM105 228V229H107ZM113 228H115L113 226ZM140 228V229H139ZM169 228V227H168ZM167 228V229H168ZM173 228V227H172ZM186 229V227H184ZM203 228V227H202ZM201 228V229H202ZM205 228V227H204ZM203 228V229H204ZM214 228V229H216ZM3 229V228H2ZM5 229V228H4ZM3 229V230H4ZM8 229V228H7ZM12 229V228H11ZM33 229V228H32ZM45 229V227H44ZM43 229V231H44ZM47 229V228H46ZM49 229V228H48ZM55 229V228H54ZM81 229V228H79ZM101 229V227H100ZM112 229V228H111ZM122 229V228H120ZM125 229V228H123ZM122 229V230H123ZM127 229V227H126ZM125 229V230H126ZM129 229V228H128ZM159 229V228H158ZM157 229V230H158ZM163 229V228H162ZM166 229V231L168 232V230ZM171 229V228H170ZM179 230V228H177ZM189 229V228H188ZM202 229V230H203ZM258 229V228H257ZM18 230V228L16 229V231ZM21 230V229H20ZM25 230V229H24ZM28 230H29V226H28ZM35 230V229H33ZM42 229H40L41 231ZM53 230V229H52ZM57 230V229H56ZM70 230V229H69ZM68 230V232H69ZM73 230V229H72ZM76 230V229H75ZM78 230V229H77ZM84 230V228L82 229ZM115 230V229H113ZM132 230V228H131ZM147 229V231H143L142 232H136L138 235H143L146 232L150 231ZM156 230V231H157ZM172 230V229H171ZM170 230V231H171ZM181 230V229H180ZM195 230V229H194ZM193 230V231H194ZM197 230V229H196ZM200 230V228L198 229ZM206 230V229H205ZM261 230V229H260ZM263 230V228H262ZM1 231V230H0ZM15 231V230H12ZM15 231V232H16ZM61 231V230H60ZM98 231V229H97ZM103 231V230H102ZM106 231V230H105ZM112 231V230H110ZM117 231V230H116ZM124 231V230H123ZM183 231V230H182ZM191 231V230H189ZM258 231V230H257ZM34 232V231H33ZM35 232H38L37 229L35 230ZM51 232V231H50ZM53 232V231H52ZM67 232V231H66ZM67 232V233H68ZM71 232V231H70ZM73 232V231H72ZM72 232L70 233V235L72 234ZM78 232V231H77ZM85 233V231H83ZM82 232V233H83ZM86 232H88V230L86 229ZM96 232V231H95ZM95 232H93L92 234H94ZM101 233V231H99ZM98 232V233H99ZM118 232V231H117ZM159 232V231H158ZM172 232V231H171ZM170 232V234H171ZM174 232V231H173ZM184 232V231H183ZM186 232V231H185ZM196 232V231H195ZM217 232V231H216ZM215 232V233H216ZM9 233V232H7ZM19 233V231H18ZM18 233H16L18 235ZM23 233V232H20ZM25 233V232H24ZM29 233V232H28ZM31 233V232H30ZM41 233V232H40ZM44 233V232H42ZM60 233V232H59ZM63 233V232H62ZM81 233V232H80ZM90 233V232H89ZM97 233V232H96ZM114 233V232H113ZM120 233V232H118ZM121 233H123L121 231ZM128 233V232H127ZM154 232H151V234ZM182 233V232H181ZM187 233V232H186ZM194 233V232H193ZM200 233V231H199ZM206 233V232H205ZM237 233V232H236ZM2 234V233H1ZM6 234V233H5ZM27 234V233H26ZM53 234V233H52ZM56 234V233H55ZM61 234V233H60ZM65 234V233H64ZM91 234V235H92ZM107 234V233H106ZM112 234V233H111ZM110 234V235H111ZM117 234V233H116ZM116 234H114L116 236ZM160 234V232H159ZM173 234V233H172ZM176 234V233H174ZM173 234V235H174ZM179 234V232H178ZM195 234V233H194ZM212 234V233H211ZM219 234V233H218ZM16 235V236H17ZM20 235V234H19ZM23 235V234H22ZM45 235V234H43ZM43 235L41 237H43ZM47 235V234H46ZM69 235V233H68ZM75 235V234H74ZM77 235V234H76ZM84 235V234H83ZM82 235V236H83ZM122 235V234H119ZM129 235V234H128ZM132 235V234H131ZM146 235V234H145ZM150 235V234H149ZM162 235H164L162 233ZM172 235V236H173ZM183 235V234H182ZM185 235V234H184ZM191 235V234H189ZM196 235V234H195ZM206 235V234H205ZM209 235V234H208ZM234 235V234H232ZM240 235V234H239ZM258 235V237L260 236V234H256ZM2 236V235H1ZM8 236V235H5ZM50 236V235H49ZM61 236V235H60ZM65 236V235H64ZM72 236V235H71ZM78 236V235H77ZM90 236V235H89ZM98 236V234H97ZM96 236V237H97ZM106 236V235H105ZM103 236V237H105ZM114 236V237H115ZM118 236V235H117ZM125 236V235H124ZM170 236V235H169ZM171 236V237H172ZM177 236V235H176ZM180 236V235H178ZM187 236V235H186ZM236 236V235H235ZM241 236V235H240ZM243 236V235H242ZM250 236V235H248ZM253 236V235H252ZM10 237V236H9ZM33 237V236H32ZM53 237V236H52ZM56 237V236H55ZM54 237V238H55ZM63 237V236H62ZM67 237V236H65ZM74 237V236H73ZM80 237V236H79ZM86 237V234H85ZM93 237V236H91ZM101 237V236H100ZM102 237V239H103ZM111 237V236H110ZM123 237V235H122ZM128 237V236H127ZM126 237V238H127ZM142 237V236H141ZM148 237V234H147ZM155 237V236H154ZM158 237V236H157ZM182 237V236H181ZM200 237V235H199ZM211 237V236H210ZM219 237V236H218ZM228 237V236H227ZM255 236H253L254 238ZM261 237V236H260ZM3 238V237H2ZM0 240H3V239ZM6 238V237H5ZM15 238V236H14ZM29 238V237H28ZM47 238V237H46ZM48 238H51L48 237ZM82 238V237H81ZM98 238V237H97ZM137 237H135L136 239ZM185 238V237H184ZM195 238H197V236H195ZM205 238V237H204ZM212 238V237H211ZM215 238L217 239V237L215 236ZM223 238V237H222ZM237 238V237H236ZM239 238V237H238ZM251 238V237H250ZM10 239V238H9ZM20 239V238H19ZM26 239V238H25ZM24 239V241H25ZM59 239V237H58ZM65 239V238H64ZM77 239V238H76ZM86 239V238H84ZM99 239V238H98ZM124 239V238H122ZM129 239V237H128ZM132 240V238H130ZM129 239V240H130ZM161 239L162 238H158ZM186 239V238H185ZM229 239V238H228ZM232 239V238H231ZM247 240V238H245ZM264 239V238H263ZM35 240V239H33ZM38 240V239H36ZM52 240V239H51ZM60 240V239H59ZM74 239H72L73 241ZM78 240V239H77ZM81 240V239H80ZM90 240V239H89ZM88 240V241H89ZM97 240V239H96ZM111 240H115V239H111ZM120 240V239H119ZM139 240V239H138ZM152 240V239H151ZM160 240V242H161ZM171 240V239H168ZM166 240V241H168ZM174 240V238H173ZM184 240V239H183ZM200 241V239H198ZM210 240V238H209ZM219 240V239H218ZM226 240V239H225ZM240 240V239H239ZM259 240V238H258ZM4 241V240H3ZM9 241V240H8ZM17 241V240H16ZM22 241V240H21ZM54 241V239L52 240ZM56 241V238H55ZM61 241V240H60ZM63 241V239H62ZM69 241V240H67ZM92 241V240H91ZM103 241H106L105 238L103 239ZM117 241V240H115ZM114 241V242H115ZM126 241V240H125ZM136 241V240H135ZM143 241V240H142ZM142 241H140L142 243ZM146 241V240H145ZM164 241V240H163ZM172 241V240H171ZM211 241H213L214 243H216L213 239H211ZM208 241V242H211ZM229 241V240H228ZM253 241V240H252ZM250 241V242H252ZM7 242V241H6ZM12 242V240H11ZM28 242V240H27ZM43 242V240H42ZM41 242V243H42ZM76 242V241H75ZM80 242V241H79ZM111 241H108V243ZM122 242V240L120 241ZM129 243H132L130 241H128ZM181 242V241H180ZM187 242V241H186ZM198 242V241H197ZM206 242V243H208ZM224 242V241H223ZM226 242V241H225ZM230 242V241H229ZM242 241H240L241 243ZM256 242V241H255ZM253 246H254V243ZM20 243V242H19ZM18 243V244H19ZM25 243V242H24ZM36 242H34L33 244H35ZM53 243V242H52ZM64 243V242H63ZM62 243V244H63ZM77 243V242H76ZM84 243V242H83ZM104 243V242H103ZM102 243V244H103ZM107 243V242H105ZM136 243V242H134ZM146 243V242H145ZM151 243V242H150ZM166 243V242H165ZM169 243V242H168ZM171 243V242H170ZM185 243V242H184ZM219 243V242H218ZM231 243V242H230ZM244 243V242H243ZM8 244V242H7ZM11 244V243H10ZM29 244V243H28ZM40 244V243H39ZM38 244V245H39ZM44 244V242H43ZM46 244V243H45ZM49 244V243H48ZM55 244V243H54ZM53 244V245H54ZM61 244V243H60ZM78 244V243H77ZM76 244V245H77ZM81 246L83 245L82 242L80 243ZM112 244H116V243H112ZM120 246L121 244L118 243ZM126 244L125 242L123 243V249H126ZM128 244V243H127ZM138 244V243H137ZM183 244V243H182ZM193 244V243H192ZM196 244V243H195ZM198 244V243H197ZM202 244V242H201ZM212 244V243H211ZM210 244V245H211ZM217 244V243H216ZM214 244V245H216ZM220 244V243H219ZM239 244V243H238ZM248 244V242H247ZM251 244V243H250ZM1 245V244H0ZM9 245V244H8ZM14 245V243H13ZM50 245V244H49ZM52 245V246H53ZM58 245V243H57ZM65 245H67V243H65ZM109 245V244H108ZM133 245V244H132ZM140 245V243L138 244ZM152 245V244H151ZM157 245V244H156ZM160 245V244H159ZM191 245V244H190ZM226 245H228L226 243ZM233 245L232 243L230 244V246ZM245 245V244H244ZM249 245V244H248ZM262 245V244H261ZM264 245V243H263ZM21 246V245H20ZM43 246V245H42ZM40 246V247H42ZM48 246V245H47ZM46 246V247H47ZM62 246V245H61ZM60 246V249H61ZM68 246V245H67ZM73 246V245H71ZM79 246V245H78ZM103 245H94V247H92V249H89L88 251H86V253L82 256L80 262L78 264H102V257H103V249L101 250ZM110 246V245H109ZM115 246V245H114ZM118 246V245H117ZM130 246V245H128ZM148 246V245H147ZM161 246V245H160ZM164 246V245H163ZM168 246V245H167ZM176 246V245H174ZM202 246V245H201ZM217 246V245H216ZM219 246V245H218ZM217 246V247H218ZM222 246V244H221ZM224 247L225 244L223 245ZM229 246V249H230ZM237 246V245H236ZM243 246V244H242ZM241 246V247H242ZM252 246V247H253ZM4 247V246H3ZM3 247L0 246V249H2L3 251ZM7 247V246H5ZM19 247V246H18ZM31 247V246H29ZM55 247V246H54ZM75 247V246H74ZM101 247V248H100ZM106 247V246H105ZM108 247V246H107ZM122 247V246H121ZM154 247V246H153ZM152 247V249H153ZM169 247V246H168ZM179 247V246H178ZM190 247V246H189ZM198 247V246H196ZM196 247H193V249H196ZM208 247V246H207ZM212 247V245H211ZM223 247V250H224ZM244 247V246H243ZM247 247V246H246ZM245 247V249H246ZM256 247V245H255ZM258 247V246H257ZM11 249H13V246L11 247ZM15 249V247H14ZM20 249V247H19ZM22 249V247H21ZM24 249H26L25 244H24ZM37 249H39V247H37ZM51 249V247H50ZM59 249V251H60ZM64 249V247H63ZM79 249V247H77V249H75V253L78 252L77 250ZM88 249V247H87ZM115 249V247H114ZM130 249V247H129ZM150 249V247H149ZM164 249V247H163ZM171 249V247H170ZM169 249V250H170ZM183 249V247H182ZM191 249V250H193ZM214 249V247H213ZM222 249V247H221ZM234 249V247H233ZM239 249V247H238ZM10 250V249H8ZM35 250V247H34ZM45 250V249H44ZM66 250H69L68 247ZM73 250V249H71ZM107 250V249H106ZM112 250V247H111ZM117 250V247H116ZM120 250V249H119ZM154 250V249H153ZM189 250V249H188ZM187 250V251H188ZM190 250V251H191ZM209 250H210V246H209ZM212 250V249H211ZM243 250V249H242ZM240 250V252L242 251ZM11 251V250H10ZM17 250H15L16 252ZM22 252H24L23 250H21ZM26 251V250H25ZM39 251V250H38ZM37 251V252H38ZM55 251V250H54ZM57 251V250H56ZM57 251V252H59ZM109 251V250H107ZM129 251V250H128ZM156 252V250H154ZM153 251V252H154ZM168 251V250H166ZM197 251V250H195ZM203 251V250H202ZM206 251V250H205ZM222 251V250H221ZM238 251V250H237ZM244 251V250H243ZM255 251V250H254ZM262 252V250H260ZM14 252V251H12ZM12 253V254H15ZM19 252V251H18ZM28 252V251H26ZM32 254V251H29ZM41 252V250L39 251ZM66 252V251H65ZM114 252V251H113ZM162 252V251H161ZM160 252V253H161ZM174 252V251H173ZM179 252H181V250L179 249ZM186 252V251H185ZM184 252V253H185ZM192 252V251H191ZM199 252V247H198V251ZM228 252V250H227ZM235 252V251H234ZM239 252V251H238ZM246 252V251H245ZM249 252V251H248ZM253 252V251H252ZM11 253V252H9ZM34 253V252H33ZM51 253H52V249H51ZM82 253V252H79ZM108 253V252H107ZM159 253V251H158ZM166 253V252H164ZM189 253V252H188ZM194 253V252H193ZM1 254V252H0ZM4 255H6L3 252ZM8 254V253H7ZM23 254V253H22ZM29 254V255H31ZM39 253H37L38 255ZM42 254V252H41ZM44 254V253H43ZM48 254V253H47ZM55 254V252H54ZM61 254V253H60ZM65 254V253H64ZM68 254V252L66 253ZM72 254V253H71ZM74 254V253H73ZM111 254V253H110ZM119 254V253H118ZM123 254V253H122ZM151 254V253H150ZM171 254V253H170ZM176 254V253H175ZM180 254V253H179ZM211 254V253H210ZM214 254V253H213ZM223 254V251H222ZM229 254V252H228ZM226 254V255H228ZM232 254V253H230ZM244 253H242L243 255ZM19 255V254H18ZM21 255V254H20ZM24 255H26L24 253ZM36 255V254H35ZM34 255V256H35ZM82 255V254H81ZM80 255V257H81ZM121 255V254H120ZM132 255V253H131ZM148 255V254H147ZM161 255V254H160ZM166 255V254H165ZM173 255V253H172ZM181 255V254H180ZM196 255V254H195ZM193 255V256H195ZM208 255V254H207ZM216 254H214L215 256ZM221 255V254H220ZM225 255V254H224ZM255 255V254H254ZM263 255V254H262ZM12 256V255H10ZM42 256V255H41ZM47 256V255H46ZM45 256V257H46ZM54 256V255H53ZM57 256V254L55 255V257ZM60 256V255H59ZM58 256V257H59ZM64 256V255H63ZM79 256V255H78ZM75 257V258H78ZM105 256V255H104ZM113 256V255H112ZM124 256V255H123ZM149 256V255H148ZM147 256V257H148ZM176 256V255H175ZM184 256V255H183ZM205 256V255H204ZM209 256V255H208ZM217 256V255H216ZM232 256V255H231ZM237 256V254H236ZM247 256V255H246ZM6 257V256H5ZM3 257V258H5ZM8 257V256H7ZM30 257V256H29ZM57 257V259H58ZM73 257V256H72ZM107 257V256H106ZM111 257V256H110ZM114 257V256H113ZM155 257V256H154ZM158 257V255H157ZM160 257V256H159ZM171 257V256H170ZM174 257V256H173ZM177 257V256H176ZM189 257V256H188ZM219 257V256H218ZM227 257V256H225ZM235 257V255H234ZM238 257V256H237ZM240 257V256H239ZM242 257V256H241ZM259 257V256H258ZM12 258V257H11ZM19 258V257H18ZM28 258V257H27ZM37 258V257H36ZM70 258V257H69ZM119 258V257H118ZM121 258V257H120ZM129 258V257H128ZM132 258V257H131ZM135 258V257H134ZM172 258V257H171ZM170 258V259H171ZM190 258V257H189ZM200 258V257H199ZM212 258L211 256L209 257ZM244 258V257H243ZM249 258V257H248ZM256 258V257H255ZM261 258V257H260ZM263 258V257H262ZM42 259V258H41ZM63 259V258H60ZM65 259V258H64ZM74 259V258H73ZM152 257H150V261H151ZM177 259V258H176ZM179 259V258H178ZM196 259V258H195ZM203 259V258H201ZM207 259V258H206ZM222 259V258H221ZM226 259V258H225ZM229 259V257H228ZM226 259V260H228ZM232 259V258H230ZM237 259V258H236ZM235 259V260H236ZM245 259V258H244ZM247 259V258H246ZM258 259V258H257ZM5 260V259H4ZM18 260V259H17ZM22 260V259H21ZM30 260H32V257H30ZM39 260V259H38ZM37 259V263L39 262ZM46 260V259H45ZM50 260V259H49ZM52 260V259H51ZM111 260V259H110ZM135 260V259H134ZM181 260V259H180ZM200 260V259H199ZM214 260V259H211ZM239 260V259H238ZM241 260V259H240ZM252 260V259H251ZM255 260V259H254ZM259 260V259H258ZM257 260V261H258ZM263 260V259H262ZM1 261H3V259H1ZM0 261V262H1ZM6 261V260H5ZM9 261V260H8ZM12 261V260H11ZM28 261V260H27ZM35 261V259H34ZM35 261V262H36ZM54 261V260H53ZM61 261V260H59ZM69 261V260H67ZM76 261V260H75ZM108 261V260H107ZM129 261V260H128ZM141 261V260H140ZM148 261V260H147ZM149 261V262H150ZM153 261V260H152ZM175 261V260H174ZM173 261V262H174ZM179 261V260H177ZM177 261L175 263H177ZM183 261V259H182ZM197 261V260H196ZM207 262V260H205ZM261 261V260H260ZM264 261V260H263ZM31 262V261H29ZM40 262L42 263V261L40 260ZM46 262V261H45ZM65 262V261H64ZM72 262V261H71ZM70 262V263H71ZM131 262V260H130ZM142 262V261H141ZM165 262V261H164ZM189 262V261H188ZM195 262V261H193ZM191 262V263H193ZM205 262V263H206ZM212 262V261H211ZM214 262V261H213ZM220 262V261H219ZM239 262V261H238ZM251 262H256L255 261H251ZM23 261L19 264H22ZM26 263V260H25ZM33 263V262H31ZM36 263V264H37ZM48 263V261H47ZM51 263V262H50ZM70 263H65V264H70ZM74 263V262H73ZM72 263V264H73ZM109 263V262H108ZM134 263V262H133ZM198 263V262H197ZM210 263V262H209ZM229 263V262H228ZM236 263V261H235ZM258 263V262H257ZM263 263V262H262ZM4 264V263H3ZM6 264V263H5ZM10 264V263H7ZM14 264V263H13ZM30 264V263H29ZM40 264V263H38ZM43 264V263H42ZM49 264V263H48ZM61 264V262H60ZM135 264V263H134ZM139 264V263H138ZM144 264V263H143ZM146 264V263H145ZM150 264V263H149ZM154 264V263H153ZM172 264V263H171ZM207 264V263H206ZM217 264V263H216ZM232 264V263H231ZM240 264V263H239ZM244 264V263H242ZM248 264V262H247Z\"/></svg>", "mask_w": 264, "mask_h": 264}, {"label": "rangeland", "instance_id": "rangeland-1", "mask_svg": "<svg viewBox=\"0 0 264 264\" xmlns=\"http://www.w3.org/2000/svg\"><path fill=\"white\" fill-rule=\"evenodd\" d=\"M8 1H10V0H8ZM11 1H13V2H7V0H2V1H0V18L3 20L4 19V21H2L1 19V21H0V42H1V44H0V78H2L1 79V83H6V87L3 89V90H5V91H0V94L1 93H4V95H3V99H6L7 101H8V99H9V105L10 106H6V108L4 109V110H2L1 108H0V117H7V118H10V113H9V111L10 110H8L9 108L8 107H13V108H16V109H19L20 107H22V108H20V109H28V113L29 114H27V116L29 117V118H32V119H34L35 120V122H36V125L40 128V130H42V131H40L41 133H39L38 132V143L42 146L43 144H44V142H45V152L43 153V154H46V155H41L40 157H39V162H41V163H36L34 166H32L31 167V170H33V171H31L30 169L29 170H27V171H24L25 173V176H26V178H28L29 179V181L30 180H32V179H34V180H32L31 182L33 183H31L30 185H28V186H26V187H24V181H23V179H25V178H23V179H18V183H15V185L17 186L18 185V190H17V188H15V186L13 187V185H14V182H15V180H14V182H9V184L10 183H12V184H7L8 183V181H6V180H3V181H1V179H0V184H2L3 183V185H0V239L2 238L3 240H0V246L1 247H3V251H2V249H0V252H1V254H0V261H1V259H3V261H1L0 262V264H7V263H10V264H19V263H21L22 261H23V263L22 264H36L37 263V261H36V259L39 261L38 263H40V264H60V262H61V264H65V263H70L71 261V263L70 264H72L73 262V264H78L79 262H80V260H81V258H82V256L86 253V251H88L89 249H92V247H94V245H97V244H99V245H103L102 246V248H101V250L103 249V254L105 255H103V257H102V259H103V261H102V264H242V263H244V264H247V262H248V264H264V245H263V243H264V223L262 222V223H256V224H254V226H256V228H254L253 230H251V231H249V232H241V231H235V229L232 231V230H230L229 231V234H228V232L227 233H222L221 231L220 232H218V227H217V225L216 224H212V221H210V222H204V221H201V220H199L198 218H203V217H209V216H213V215H217L218 214V209L220 208V204H221V206L223 205V201H224V199H223V197H224V195H225V189L226 188H228L230 185H231V183H232V186H234V187H239L240 189H239V193L244 197V195H245V197H247L249 200L251 199V201H253V200H257L258 198H264V192H263V187H264V164H261V162L262 163H264L263 161H264V150H263V148H264V141H262V140H260L259 141V139L258 140H256L255 141V144H254V141L253 142H251V143H248V145L247 144H245V145H243L242 147V149H241V158H242V160L244 161L245 159V167H247L245 170L247 171V173L248 174H246L245 172V170L243 169V172H241L240 171V174H239V178H237L236 180L234 179V180H232L233 182H231V183H229V184H227V177L229 176V174H227L226 172L224 173L223 172V174H224V176L222 177V171L220 170L222 167H220V166H226V164H229L230 165V167L232 166V168L234 167V166H236V155H235V153H232V154H234L235 156L233 157L232 156V154L230 153V151H233V150H231V148L230 147H226L228 150H229V152H228V150L226 149V151H225V149L224 148H222L221 149V147L219 148V147H216V146H213L212 144H208L209 143V141L207 140V139H205V140H202L201 138H199L200 139V141H199V139H198V143H197V141L196 142H194L196 145H194V144H192V146L191 147H193V148H191V149H186V148H184L183 147V149H182V147H180V148H178V156H179V158L180 159H177L176 160V164H178L179 165V167H181L180 169H181V172H182V174H180V172L179 173H177V174H175L174 173V175H173V177H166L165 179H167V183H165V185H166V189H165V191L164 192H166V191H176V193H177V195H178V193L180 192V189H181V193H182V191H183V194L186 192V190H187V193H185L184 194V196H183V194L181 195V193H179V195H178V197L180 198V209L179 210H181V215H179V216H177L176 215V212L174 211V213H172L173 212V210L170 212V214L172 215V218H175V216H177V217H179V218H176V222L171 226V225H161V226H156V228L155 229H153V230H150V226H149V224L147 223V220L149 219L148 217H146L144 214H146L147 212H145V207L144 206H142V205H145V204H149L150 205V202H147V201H149L150 199H149V195H147V193H145V188H143L142 186H141V180L143 179V177L142 176H140V174H142V173H140L141 171H139V169L138 168H140V167H138L135 171H134V165H133V162H134V159L133 158H135V156L134 155H131V154H126V156H125V154L123 153V152H121L120 154L119 153H117V154H115L116 155V158H114V159H111V160H107L106 162H109L110 164L108 165V166H106V165H104V164H102V162L103 161H101L100 159L102 158V157H105V158H107L108 157V155L106 154V153H104V154H100V149H101V144H102V142H105V141H107V143H109V142H112V143H114V142H116L117 140H118V138H119V134L123 131V126H124V123L122 122V119H121V116L120 115H118V110H116V108L115 107H108V108H105L104 109V113H105V115H106V117L108 118V119H110V121L112 122V126H110V129L108 128V129H105V128H102L101 126H98L97 125V123L95 122V120H94V118H95V115L98 113V111H99V107H97L96 105H94V104H90L92 101H90V100H92V98L91 99H89L87 102H85L86 100H87V98H88V96L87 95H89L95 88H96V86L95 85H97L96 83H94L93 81H91V79H90V71H91V67L89 66V64L86 62L87 61V59H89V57H90V55H93V56H96L97 55V53H98V51H99V49H101L103 52H104V47L107 49L108 47H109V45H111V47L112 46H114V44H115V40H114V38L111 36V35H101L100 33L98 34V35H96L95 36V34L93 33V32H91V31H88L87 30V28L85 27V25H83V24H78V23H76V22H74V21H72L68 16H67V13H66V11H65V3H66V0H11ZM22 1H24V2H22ZM50 1V2H49ZM7 2V3H6ZM34 2V3H33ZM42 2V3H41ZM52 2V3H51ZM8 3H9V5H8ZM13 3V4H12ZM15 3V4H14ZM20 3V4H19ZM24 3V4H23ZM31 3H32V5H31ZM37 3V4H36ZM39 3V4H38ZM52 5V8L50 7L51 5ZM23 4V5H22ZM28 4V5H27ZM64 4V5H63ZM6 7H5V6ZM13 5V6H12ZM31 5V6H30ZM34 5V6H33ZM36 5V6H35ZM40 7H38V6ZM10 6H12V9H11V7ZM21 7L22 8V10H23V14H24V11H25V13H27V15H32V16H34V17H36V16H41V14H47L48 15V18L50 17L51 18V20H46V18H47V16L46 15H42L41 17V19L42 20H40V21H38V25H37V23L35 22V24L36 25H34V23L32 24L31 22L30 23H28L27 22V20L25 21V16L24 15H21V14H16V11H17V9L16 10H14V11H12L14 8H17V7ZM25 8H24V7ZM28 6H30V7H28ZM58 7V9H57V7ZM14 7V8H13ZM42 7V8H41ZM47 7V8H46ZM54 7H56L55 9H53ZM28 10H27V9ZM35 8H37V9H35ZM25 9V10H24ZM40 9V10H39ZM45 10V12H44V10ZM49 9V10H48ZM58 11H57V10ZM63 9H64V11H63ZM50 10H52L51 12H50ZM54 10V11H53ZM56 10V11H55ZM62 10V11H61ZM29 13H28V12ZM34 11V12H33ZM13 12V13H12ZM15 12V13H14ZM36 12H37V14H36ZM42 12V13H41ZM61 12V13H60ZM52 13H54L53 14V16H52ZM60 13V14H59ZM36 14V15H35ZM57 14H59V16L57 15ZM3 16V17H2ZM9 16H13L15 19H12L11 17H9ZM16 16V17H15ZM23 18L22 20H20L21 18ZM55 16V17H54ZM56 16H57V18H56ZM7 17V18H6ZM54 17V18H53ZM58 17H60V19L58 18ZM226 17V18H225ZM230 19H229V18ZM18 18V19H17ZM43 18H44V20H43ZM49 18V19H50ZM68 18V19H67ZM52 19H57L58 20V22H60L59 24L61 25V26H59V25H57V24H55V20H52ZM64 19V20H63ZM66 19H67V21H66ZM222 19H224V21H226V22H228V21H230V22H232V18L230 17V15H228V14H225L224 16H222ZM25 22H24V21ZM60 20V21H59ZM6 21H8V23L6 22ZM42 21V22H41ZM53 21V22H52ZM63 21V22H62ZM70 21V22H69ZM3 22H4V24H3ZM43 22H45V23H43ZM51 23L52 22V24H51V26H54L53 27V29H56V30H53V29H51L52 27H49L48 28V25H44V24H47V23ZM62 22V23H61ZM69 22V23H68ZM72 22H74V23H72ZM27 23V24H26ZM57 23V22H56ZM65 23H66V25H65ZM70 23H72V24H70ZM76 23V24H75ZM176 23V22H175ZM175 23H172V24H170V26L169 27H167V29H166V31H165V36H164V39H162V40H160V41H158V40H156L155 39V36L154 35H152V34H150V32L145 28V27H142V26H140V27H137V28H134V30H133V33H132V36H131V38H130V40L129 41H131V45L129 44V42H128V44L130 45V47H133V49H134V51L135 52H137V53H135L136 55L138 54V55H144L145 53H146V51H151L152 49H155L157 52V55L158 56H160L159 58L161 59V60H163L164 62H167V63H172V64H174V66L175 67H177V68H181V67H188L187 69H189V68H191L192 66L191 65H193L194 64V62L195 61H203L204 62V60H205V63H207L208 62V60L210 59V57H209V54L208 53H210V55H212L211 54V52L210 51H212L213 50V45H214V43H215V41H216V39L214 40V37H213V35H212V32L210 33L209 31L207 32V30L204 28V26H200L198 29H193V27H191V28H185V27H183L182 25H180V24H177L176 23V25H175ZM8 24V26H6ZM20 24V25H19ZM39 24H42V25H39ZM68 24H70V25H68ZM55 25H57L56 27H55ZM3 26H5V27H3ZM10 26V27H9ZM13 26V27H12ZM17 27V28H15V27ZM19 26V27H18ZM39 26H40V28H39ZM45 26V27H44ZM66 26V27H65ZM80 26H82V27H80ZM34 27H36V28H34ZM61 27V29H59ZM4 28H5V30H4ZM7 28V29H6ZM21 28H23L22 30H21ZM26 28V29H25ZM44 28V29H43ZM47 28V29H46ZM81 28V29H80ZM85 28V29H84ZM139 28V29H138ZM1 29H3L2 31H1ZM19 29V30H18ZM34 31H33V30ZM52 30V33L50 34V32H51V30ZM59 29V30H58ZM63 29H65V30H63ZM68 29V30H67ZM70 29H71V31H70ZM74 29V30H73ZM192 29V30H191ZM14 30V31H13ZM38 30L41 32H38ZM44 30V31H43ZM47 30V31H46ZM62 30V31H61ZM78 30V31H77ZM141 30V31H140ZM198 30V31H197ZM8 31V32H7ZM57 31L59 32V33H57ZM61 31V32H60ZM80 31V32H79ZM194 31V32H193ZM3 32H4V34H3ZM22 32V33H21ZM32 32V33H31ZM49 33V34H47V33ZM68 32V33H67ZM76 32V33H75ZM83 32L85 33V35L83 34ZM89 34H88V33ZM168 32V33H167ZM188 32V33H187ZM199 33V35H198V33ZM2 33V34H1ZM45 33V34H44ZM55 33H56V37H58L57 39H59V41L56 39V37H55ZM67 33V34H66ZM81 33V34H80ZM93 33V34H92ZM137 33V35H135V34ZM144 33H145V35H144ZM147 33V34H146ZM191 33V34H190ZM194 33H195V35H194ZM197 33V34H196ZM203 33V34H202ZM28 34V35H27ZM35 35V37H34V35ZM40 34V35H39ZM62 34V35H61ZM73 34V35H72ZM77 34V35H76ZM80 34V35H79ZM190 34V35H189ZM193 34V35H192ZM205 34V35H204ZM18 35H20V36H18ZM30 35H31V37H30ZM46 35V36H45ZM49 37H48V36ZM52 35V36H51ZM58 35V36H57ZM59 35H61L63 38H61V36H59ZM88 35V36H87ZM94 35V36H93ZM25 36H26V38H25ZM41 36H42V38H41ZM44 36V37H43ZM51 36V37H50ZM69 36H70V38L72 39H70L69 38ZM87 36V37H86ZM99 36H102V37H104V38H102V37H100V38H102V39H100L99 38ZM144 36V37H143ZM149 36V37H148ZM152 36V37H151ZM169 36V37H168ZM197 36H199L198 38H197ZM204 36V37H203ZM6 37V38H5ZM31 39H30V38ZM33 37V38H32ZM37 37H39L41 40H39V38L37 39ZM67 37V38H66ZM73 37V38H72ZM78 37H79V39H78ZM89 37H90V39H89ZM99 38L100 40H98L97 38ZM107 37V38H106ZM194 37V38H193ZM10 38V39H9ZM13 38H14V40H13ZM18 38V39H17ZM19 38H21L22 39V41H23V43H21L22 41H21V39H19ZM49 38V39H48ZM55 38V39H54ZM65 38V39H64ZM108 38H109V40H110V42H109V40H108ZM136 38V39H135ZM149 38V39H148ZM187 38V39H186ZM8 39V40H7ZM52 41H51V40ZM63 40V42H64V44H63V42H61L60 40ZM69 41H68V40ZM97 39V40H96ZM105 39H107V40H105ZM140 39V40H139ZM143 39V40H142ZM186 39V40H185ZM189 39H190V41H189ZM6 42H5V41ZM20 40V41H19ZM28 40H29V42H28ZM36 40H38V41H36ZM48 40V41H47ZM91 40V41H90ZM139 42H138V41ZM164 40V41H163ZM185 40V41H184ZM202 40V41H201ZM30 41L33 43V44H31L30 43ZM45 41L47 42V44L45 43ZM57 41V42H56ZM87 41V42H86ZM92 41H94L95 43H93ZM106 41L107 42V44H106V42L104 43V42ZM133 41V42H132ZM141 41V42H140ZM167 41H168V43H167ZM11 42V43H10ZM27 43L28 44V46H27V44H25V43ZM36 42H38L37 44H36ZM51 42V43H50ZM97 42H98V44H97ZM148 44H147V43ZM189 44H188V43ZM200 42V44H198ZM16 43V44H15ZM17 43H19V45H17ZM20 43H21V45H20ZM30 43V44H29ZM48 43H50L49 45H48ZM57 43V44H56ZM59 43V44H58ZM89 43H90V46H89ZM91 43H92V45H91ZM100 43V44H99ZM133 43H136V44H133ZM140 43V44H139ZM142 43H145V45L144 44H142ZM176 43V45H174ZM183 43V44H182ZM186 43V44H185ZM202 43H204V44H202ZM7 46H6V45ZM54 44V45H53ZM68 44V45H67ZM103 44V45H102ZM105 44V45H104ZM109 44V45H108ZM113 44V45H112ZM127 44V47L129 46ZM153 44V45H152ZM179 44V45H178ZM207 44V45H206ZM4 45V46H3ZM35 45L37 46V47H35ZM38 45H40V47L38 46ZM49 47H48V46ZM65 45V46H64ZM76 45V46H75ZM88 47H87V46ZM96 45V46H95ZM137 45H139L138 47H136ZM142 45H144L145 47H147V49L144 47V46H142ZM184 45H185V47H184ZM193 45H194V47H196L195 49H192L193 48ZM197 45V46H196ZM211 45V46H210ZM6 46V47H5ZM10 46H12V47H10ZM33 46H34V48H33ZM46 46V47H45ZM98 46V47H97ZM101 48H100V47ZM107 46V47H106ZM149 46V47H148ZM158 46H160V48L158 47ZM173 46H175L174 48H173ZM180 46H182V47H180ZM191 46V47H190ZM200 46V47H199ZM2 47V48H1ZM10 49H9V48ZM30 47V48H29ZM32 47V48H31ZM70 47V49L71 50H69V52L67 53V51H68V48ZM151 47H153V48H151ZM156 47V48H155ZM198 47V48H197ZM4 48V49H3ZM8 48V49H7ZM20 49V50H18V49ZM36 48H37V50H36ZM42 48L45 50V52H44V50H42ZM58 48V49H57ZM63 48L65 49V50H67V51H64L63 50ZM67 48V49H66ZM76 48V49H75ZM84 48V49H83ZM178 48V49H177ZM181 48V49H180ZM184 48V49H183ZM212 48V49H211ZM3 49V50H2ZM41 49V50H40ZM98 51H97V50ZM142 49V50H141ZM161 49V50H160ZM176 49V50H175ZM187 49V50H186ZM190 49V50H189ZM192 49V50H191ZM211 49V50H210ZM60 50V51H59ZM78 50H81V51H79V52H81V53H79V52H77ZM86 50H87V52H86ZM93 50H95V51H93ZM145 50V51H144ZM161 52H160V51ZM175 50V51H174ZM182 50V51H181ZM195 50V51H194ZM54 51V52H53ZM58 51L60 52V53H58ZM74 51H75V53H74ZM91 51V52H90ZM179 51H180V53H179ZM197 51V52H196ZM15 52V53H14ZM18 52V53H17ZM20 52H22V53H20ZM25 52V54H28L27 56H24L25 54H23ZM33 52V53H32ZM52 52V53H51ZM71 52V53H70ZM86 52V53H85ZM140 54H139V53ZM168 52V53H167ZM201 52V53H200ZM204 52H206L205 54H204ZM208 52V53H207ZM57 54L58 56H56L55 54ZM62 53V54H61ZM64 53H66V55L65 56H63L64 55ZM90 53V54H89ZM166 55H165V54ZM3 54V55H2ZM10 54H12V56H10ZM19 54V55H18ZM23 54V55H22ZM30 54L32 55V57L30 56ZM49 54V55H48ZM53 56H52V55ZM80 54H84V55H80ZM184 54V55H183ZM186 54V55H185ZM192 54V55H191ZM5 55V56H4ZM46 55H47V57H48V59L46 58ZM70 55V56H69ZM71 55H73V56H71ZM100 55L102 56V52L100 51ZM197 55V56H196ZM2 56V57H1ZM14 56V57H13ZM43 56V57H42ZM69 56V57H68ZM76 56V57H75ZM79 56V57H78ZM83 56V57H82ZM192 56V57H191ZM7 57V58H6ZM23 57H24V59H23ZM25 57H28V58H25ZM54 57V58H53ZM55 57H57V58H55ZM64 57L66 58V59H64ZM71 57V58H70ZM165 57V58H164ZM187 57V58H186ZM196 57H197V60H196ZM3 58V59H2ZM15 58L18 60H15ZM35 58V59H34ZM63 59V60H61V59ZM68 58H70V59H68ZM76 58H78V60L76 59ZM86 58V59H85ZM100 58V57H99ZM123 58V57H122ZM169 58V59H168ZM191 58V59H190ZM200 60H199V59ZM5 59H7V60H5ZM54 59V60H53ZM56 59V60H55ZM57 59H58V63H57ZM84 59V60H83ZM167 59V60H166ZM180 59H183L182 61H180ZM207 59V60H206ZM61 60V61H60ZM73 60V61H72ZM74 60H76V61H74ZM81 60V61H80ZM86 60V61H85ZM194 60V62H192ZM5 61V62H4ZM43 61V62H42ZM50 61H51V63H53L52 65L50 64H48V63H50ZM66 61V63L68 62V64H66V63H64L65 64V66H63L64 64H62V62H65ZM191 61V62H190ZM2 62H3V65H2ZM9 62V63H8ZM14 62V63H13ZM16 62H19L18 64L16 63ZM54 62H56V63H54ZM60 62H61V64H60ZM74 62V63H73ZM182 62H183V64H182ZM11 63H13V64H11ZM26 63H28L27 64V66H26ZM34 63H35V65L37 66H35L34 65ZM69 63H71L72 65H69ZM76 63V64H75ZM78 63H79V65H78ZM192 63V64H191ZM85 64V65H84ZM88 64V65H87ZM16 65V68H20V67H22V69L21 70H19V68L16 70V68L15 67H13V66H15ZM19 65V66H18ZM25 65V66H24ZM68 65V66H67ZM77 65V66H76ZM4 66V67H3ZM7 66V67H6ZM11 66L13 67V68H11ZM30 66V67H29ZM34 66V67H33ZM44 66V67H43ZM57 68H56V67ZM74 66V67H73ZM81 67V68H79V67ZM87 66V67H86ZM23 67H24V69H23ZM27 67V68H26ZM52 67V68H51ZM76 67V69H74ZM35 68V69H34ZM40 68H43V69H41L40 70ZM89 68V69H88ZM185 68V69H186ZM16 70V72H15V70ZM29 69H31V70H29ZM55 69H57L56 71H55ZM65 69H67V70H65ZM81 69V70H80ZM84 69H86V71L84 70ZM19 70V71H18ZM45 70V71H44ZM83 70V71H82ZM6 71V72H5ZM29 71V72H28ZM41 71V72H40ZM68 71V72H67ZM11 72V73H10ZM18 72V73H17ZM25 74H24V73ZM32 72V73H31ZM35 72H36V75H35ZM74 72V73H73ZM82 72V73H81ZM8 73V74H7ZM20 73V74H19ZM67 73H68V75H67ZM10 74V75H9ZM17 74V75H16ZM38 74V75H37ZM57 74H58V76H57ZM60 74V75H59ZM61 74H63V75H61ZM75 74V75H74ZM87 74V75H86ZM16 75L17 76V78H16V76L14 77V76ZM32 75H33V77H32ZM53 75V76H52ZM6 76H10V77H6ZM44 76V77H43ZM50 76V77H49ZM66 76V77H65ZM68 76V77H67ZM80 76V77H79ZM87 76V77H86ZM36 77H38V78H36ZM57 77V78H56ZM36 78V79H35ZM75 78V79H74ZM79 78V79H78ZM83 78H84V80H83ZM8 79H9V81H8ZM13 79V80H12ZM17 79V80H16ZM23 79V80H22ZM26 79V80H25ZM35 79V80H34ZM47 79V80H46ZM52 79L54 80V81H52ZM80 79H82V80H80ZM6 80V81H5ZM11 80V81H10ZM16 80V81H15ZM29 80V81H28ZM58 80V81H57ZM63 80H65L66 81V83H65V81H63ZM71 80H73V82H71ZM77 80H79V81H77ZM3 81V82H2ZM23 81H27V83L25 82V83H23ZM40 81V82H39ZM52 81V82H51ZM63 81V82H62ZM68 81V82H67ZM76 81V82H75ZM11 82L13 83V84H11ZM31 82H33V83H31ZM45 82V83H44ZM56 82V83H55ZM70 82V83H69ZM3 83V84H4ZM8 83V84H7ZM14 83H15V86H14ZM48 83V84H47ZM52 84V85H50V84ZM18 84V85H17ZM45 84V85H44ZM90 84V85H89ZM9 85V86H8ZM21 85V86H20ZM27 85V86H26ZM30 87H29V86ZM48 85V86H47ZM50 85V86H49ZM80 85V86H79ZM86 85V86H85ZM88 85V86H87ZM20 88H19V87ZM58 86V87H57ZM74 86H76V87H74ZM94 86V87H93ZM12 87V88H11ZM24 87V88H23ZM29 87V88H28ZM80 87H81V89H80ZM23 88V89H22ZM41 90H40V89ZM45 88H48V89H45ZM52 88V89H51ZM54 88H55V90H54ZM58 88V89H57ZM69 88H71V89H69ZM78 88V89H77ZM86 90H85V89ZM8 89V90H7ZM10 89V90H9ZM19 89V90H18ZM26 89H28V90H26ZM30 89V90H29ZM34 89V90H33ZM36 89V90H35ZM45 91H44V90ZM12 90V91H11ZM23 90H26L25 91V93H24V91L22 92ZM38 90H39V92L40 93H38ZM49 90V91H48ZM58 90V91H57ZM77 92H76V91ZM91 92H90V91ZM8 93H7V92ZM19 91V92H18ZM33 91V92H32ZM53 93V95H51L52 93ZM75 91V92H74ZM259 91H260V96H261V98H263V100H264V81H263V85H262V83H261V85L259 86ZM18 94H17V93ZM70 92V93H69ZM85 92V93H84ZM90 92V93H89ZM19 93H20V95H21V97L20 96H18L19 95ZM56 93V94H55ZM74 93V94H73ZM77 93V94H76ZM80 93V94H79ZM40 94H41V98L40 97H38V96H40ZM49 94V95H48ZM60 94V95H59ZM62 94V95H61ZM65 94V95H64ZM82 94V95H81ZM17 95V96H16ZM24 95L26 96V97H24ZM35 95V96H34ZM56 95H57V99L55 98L56 97ZM70 95V96H69ZM75 95V96H74ZM11 96V97H10ZM45 96V97H44ZM53 96V97H52ZM66 96V97H65ZM80 96V97H79ZM8 97V98H7ZM17 98V99H13V98ZM29 97V98H28ZM34 97V99H32ZM37 97V98H36ZM47 97L49 98H52V99H55V100H50V98L49 99H47ZM73 97V98H72ZM77 97V98H76ZM83 97V101H82V98ZM25 98V99H24ZM36 98V99H35ZM42 98H43V101H42ZM45 98V99H44ZM65 98H67V99H65ZM71 100H70V99ZM80 98V99H79ZM86 98V99H85ZM21 99V100H20ZM30 99H32V100H30ZM2 100V97L0 98V101ZM37 100V101H36ZM41 100V101H40ZM49 100V101H48ZM59 100V101H58ZM66 100V101H65ZM12 103H11V102ZM18 101H20V102H18ZM25 103H24V102ZM28 101V102H27ZM32 101V102H31ZM62 101H65L64 103L62 102ZM68 101V102H67ZM74 103H73V102ZM78 101V102H77ZM81 101V102H80ZM30 102V103H29ZM34 102V104H32V105H35L34 107L31 105V103H33ZM42 102V103H41ZM67 102V103H66ZM83 102H85L86 103V105H84L85 103H83ZM45 103V104H44ZM48 103V104H47ZM51 103V104H50ZM56 103V104H55ZM61 103V104H60ZM81 103H82V105H81ZM7 104V105H8ZM11 104H12V106H11ZM15 104V105H14ZM16 104H18V105H16ZM27 104V105H26ZM38 104V105H37ZM60 105V109H59V105ZM67 104V105H66ZM21 105V106H20ZM29 105H31V106H29ZM40 105H41V107H40ZM55 105V106H54ZM58 105V106H57ZM81 105V106H80ZM224 105V106H223ZM17 106V107H16ZM39 106V108L37 109V107ZM63 108H62V107ZM69 106V107H68ZM24 107V108H23ZM56 107V108H55ZM66 107V108H65ZM73 107H75V108H73ZM82 107V108H81ZM93 107H94V109H93ZM227 106H225V103H223V104H220L219 105V109H221L222 110V108H223V110H224V108H226ZM45 108H47V109H45ZM53 108V109H52ZM72 108H73V110H72ZM81 108V109H80ZM41 109V110H40ZM44 109V110H43ZM59 109V110H58ZM62 109V110H61ZM93 109V113H92V110ZM107 109V110H106ZM32 110V111H31ZM65 110V111H64ZM67 110V111H66ZM88 110H90V111H88ZM37 111V112H36ZM53 111V112H52ZM58 111V112H57ZM75 111V112H74ZM78 111V112H77ZM6 112V113H5ZM40 112L42 113V115H40ZM53 114H52V113ZM56 112V113H55ZM60 112H62V113H60ZM64 112V113H63ZM67 112V113H66ZM81 112H84V113H81ZM110 112H111V114H110ZM260 112H261V119H260V122H262L263 123V125H264V107H262L261 108V110H260ZM8 113H9V115H8ZM76 113V114H75ZM79 113V114H78ZM31 114H32V116H31ZM35 114V115H34ZM52 114V115H51ZM73 114H75V115H73ZM84 114V115H83ZM86 114V115H85ZM88 114H90V117H89V115ZM113 114V115H112ZM116 114V115H115ZM50 115V117H48ZM58 115V116H57ZM72 115V116H71ZM33 116L35 117V118H33ZM63 116V117H62ZM67 116V117H66ZM92 116H94V117H92ZM115 116V117H114ZM120 116V117H119ZM37 117H39V119L37 118ZM45 117V118H44ZM54 117H55V119H54ZM66 117V118H65ZM73 117V118H72ZM80 117V118H79ZM113 117V118H112ZM118 117V118H117ZM36 118H37V120H36ZM72 118V119H71ZM86 118H87V120H86ZM117 119V121H116V119ZM48 119H50V120H48ZM62 119V120H61ZM73 119H75V120H73ZM93 119V120H92ZM40 120V121H39ZM41 120H43V122L41 121ZM64 120V121H63ZM92 120V121H91ZM37 121H39V122H37ZM67 122V123H66ZM90 122V123H89ZM42 123V127L44 128H42L41 127V124ZM45 123H47V124H45ZM76 123H78V124H76ZM80 123H82L81 125H80ZM85 123V124H84ZM123 123V124H122ZM138 123V124H137ZM167 124H169V122H166ZM165 123V125L166 126H168L167 124ZM51 124V125H50ZM122 124V125H121ZM135 125H138L137 126V128L138 129H144V126H143V123H142V121L140 122V120H138L136 123H134ZM40 125V126H39ZM65 125V126H64ZM68 125V127H66ZM90 127H88V126ZM120 125V126H119ZM49 126V127H48ZM50 126H52V127H50ZM118 126V127H117ZM141 126V127H140ZM49 128V129H47V128ZM140 127V128H139ZM54 128V129H53ZM74 128V129H73ZM89 128V129H88ZM93 128V129H92ZM117 128V129H116ZM120 128V129H119ZM52 129V130H51ZM73 129V130H72ZM102 129V130H101ZM122 129V130H121ZM58 130H59V132H58ZM82 130H83V132H82ZM88 130H90V131H88ZM110 132H109V131ZM113 130V131H112ZM44 131V132H43ZM56 131V132H55ZM70 131V132H69ZM79 131V132H78ZM102 132V133H100V132ZM104 131V132H103ZM107 131H108V133H107ZM112 131V132H111ZM120 131V132H119ZM48 132H50L51 133V135H50V133H48ZM61 132H63V133H61ZM75 132V133H74ZM90 132V133H89ZM97 132V133H96ZM117 134H116V133ZM56 133V134H55ZM61 135H60V134ZM85 133V135H82V134H84ZM86 133H88V134H90V135H92V136H90V135H88V134H86ZM104 133V134H103ZM107 133V134H106ZM123 133V132H122ZM122 133H121V136H122ZM42 134H43V137H42ZM47 134V135H46ZM52 134H53V137H52ZM55 134V135H54ZM57 134H58V137H57ZM66 134V135H65ZM73 134V135H72ZM97 134V135H96ZM99 134H101V135H99ZM116 134V135H115ZM46 135V136H45ZM50 135V136H49ZM64 135V136H63ZM68 135V136H67ZM80 135V136H79ZM104 135V136H103ZM60 136V137H59ZM86 136V137H85ZM93 136H94V138H93ZM51 137V138H50ZM55 137V138H54ZM76 137V138H75ZM96 137V138H95ZM97 137L99 138L98 140H97ZM103 137V138H102ZM29 138H30V136H29ZM45 140H44V139ZM69 138V139H68ZM78 138V139H77ZM88 138V139H87ZM110 138V139H109ZM49 139V140H48ZM59 139V140H58ZM63 139V140H62ZM75 139V140H74ZM102 139V140H101ZM115 139H117V140H115ZM204 139V138H203ZM47 140V141H46ZM70 142V143H68V141ZM72 140H74V144H73V141ZM113 140H115V141H113ZM49 141V142H48ZM51 141H53V142H55V144H53V142H51ZM67 141V142H66ZM76 141V142H75ZM87 141V142H86ZM92 143H90V142ZM94 141V142H93ZM97 141V142H96ZM100 141V142H99ZM204 141H205V143H204ZM208 141V142H207ZM261 141H262V144H261ZM51 142V143H50ZM201 142H203V144L201 143ZM46 143H48V145H46ZM62 143V144H61ZM68 143V144H67ZM71 143H72V145H71ZM79 143V144H78ZM260 143V144H259ZM70 144V145H69ZM80 144H82V145H80ZM202 144V145H201ZM256 145V146H254V145ZM52 145V148H54L53 149V151H52V149H51V146ZM63 145V146H62ZM66 145H67V147H66ZM258 145H260V146H258ZM46 146H48V148L46 147ZM54 146V147H53ZM58 146L60 147V148H58ZM82 146V148L80 149V147ZM96 146V147H95ZM195 146V147H194ZM199 146H201V147H199ZM205 148H204V147ZM209 146V147H208ZM212 146V147H211ZM58 149H57V148ZM72 147V148H71ZM87 147H88V149H87ZM92 147H93V149H94V152H95V154H94V152H93V149H92ZM197 147H199L198 149L199 150H197ZM246 147V148H245ZM251 147V148H250ZM47 148V149H46ZM49 148H50V151H49ZM63 148V149H62ZM85 148V149H84ZM90 148H91V150H90ZM100 148V149H99ZM133 148H135V147H132V149ZM204 148V149H203ZM210 148V149H209ZM230 148V149H229ZM249 150H248V149ZM259 150H258V149ZM261 148V149H260ZM60 149V150H59ZM70 149V150H69ZM71 149H72V151H71ZM76 149V150H75ZM181 149V151H183V152H180L179 150ZM202 149V150H201ZM207 149V150H206ZM213 149H214V151H213ZM219 149V150H218ZM251 149V150H250ZM254 149V150H253ZM62 150V151H61ZM84 150V151H83ZM97 150V151H96ZM184 150H186V151H184ZM190 150V151H189ZM195 151V152H193V151ZM207 152H206V151ZM218 150V151H217ZM224 150V151H223ZM258 150V151H257ZM48 151L49 152H51V154L50 153H48ZM61 151V152H60ZM63 151H71V152H63ZM76 151H77V153H76ZM204 151V152H203ZM213 151V152H212ZM222 153H221V152ZM244 151L246 152V153H244ZM260 151V152H259ZM55 152V153H54ZM79 152V153H78ZM81 152V153H80ZM93 152V153H92ZM136 153H137V151H135ZM184 152H186V153H184ZM191 152V153H190ZM198 152V153H197ZM200 152H202V153H200ZM210 152V153H209ZM218 152V153H217ZM220 152V153H219ZM251 152V153H250ZM60 153H62V156L64 157H62L61 156V154ZM75 153V154H74ZM85 155H84V154ZM88 153H90V154H88ZM180 153V154H179ZM200 153V154H199ZM243 153V154H242ZM259 153V154H258ZM50 154V155H49ZM52 154H53V156H52ZM54 154H56L55 156H54ZM67 154H69V156L67 155ZM72 154V155H71ZM193 154V155H192ZM197 154H199V156L197 155ZM203 154H205L206 156H204ZM218 154V155H217ZM222 154V155H221ZM230 156V157H227L228 155ZM245 154V155H244ZM250 154H253V155H250ZM254 154H258V155H254ZM261 154V155H260ZM60 155V156H59ZM66 155V156H65ZM82 155V156H81ZM93 155H95V157L93 156ZM102 155V157H100ZM213 155V156H212ZM217 155V156H216ZM225 155H227V156H225ZM247 155H250V157L249 156H247ZM43 156V157H42ZM52 156V157H51ZM58 156V157H57ZM130 156V157H129ZM185 156V157H184ZM190 159H188L187 157ZM192 156V157H191ZM210 156V157H209ZM212 156V157H211ZM224 156V157H223ZM232 156V157H231ZM260 158V160H259V158ZM45 157H47V158H45ZM62 157V158H61ZM68 158V160H67V158ZM71 157V158H70ZM82 159H81V158ZM93 157V158H92ZM99 157V158H98ZM193 157H195V158H193ZM204 157V158H203ZM217 157V158H216ZM218 157H219V159L220 160H218ZM226 157V158H225ZM256 157V158H255ZM42 158V160H40ZM55 158V159H54ZM58 158V159H57ZM89 158V159H88ZM132 158V159H131ZM186 158V159H185ZM192 158V159H191ZM196 158H197V160H196ZM201 158V159H200ZM204 160H203V159ZM216 158V159H215ZM223 158H224V161H223ZM252 160H251V159ZM46 159H48V160H46ZM51 159V160H50ZM54 159V160H53ZM72 161H71V160ZM85 159H87V160H85ZM96 159H97V162H96ZM250 159V160H249ZM45 160V161H44ZM53 160V161H52ZM59 160H60V162H61V165H59L60 163H59ZM189 160V161H188ZM192 160H194V162L192 161ZM202 160V161H201ZM215 160V161H214ZM259 160V161H258ZM57 161H58V163H57ZM64 161V162H63ZM66 161V162H65ZM79 161V162H78ZM99 161H101V162H99ZM114 161H116V162H114ZM119 161V162H118ZM132 161V162H131ZM180 161H182V162H180ZM184 161H186V162H184ZM191 161V162H190ZM204 161V162H203ZM214 161V162H213ZM217 161H219V162H217ZM220 161H223L222 163L220 162ZM228 161L229 162H231V163H228ZM249 161V162H248ZM258 161V162H257ZM49 162H50V164H49ZM53 162V163H52ZM74 162V163H73ZM93 162V163H92ZM111 162H113L112 164H111ZM117 162H118V164H117ZM122 164H121V163ZM201 162V163H200ZM227 162V163H226ZM234 162V163H233ZM249 164H248V163ZM252 162H253V164H252ZM70 164V165H68V164ZM76 163V164H75ZM84 164L83 166H82V164ZM88 163V164H87ZM99 163H101V164H99ZM184 163V164H183ZM192 163H194V164H192ZM205 164V167H208V168H205L204 167V164ZM213 163H216V164H213ZM255 163V164H254ZM259 163V164H258ZM40 166H39V165ZM43 164V165H42ZM46 164V165H45ZM50 165V167L49 168H47L49 165ZM63 164V165H62ZM77 164H79V167L81 168H79L78 167V165ZM116 164V165H115ZM126 164H127V166H126ZM212 164V165H211ZM218 164V165H217ZM257 164V165H256ZM41 165H42V168H43V170L41 169ZM53 165H56V166H61V168H63V169H61V168H59V167H56V166H53ZM65 165V166H64ZM67 165V166H66ZM97 165V166H96ZM184 165V166H183ZM195 165V166H194ZM197 165H200L199 167L197 166ZM207 165V166H206ZM209 165H211L212 167H210ZM215 165V166H214ZM262 165H263V167H262ZM38 166V167H37ZM52 166V167H51ZM64 166V167H63ZM86 166V167H85ZM105 167L104 168V170H103V167ZM126 166V167H125ZM191 166V167H190ZM193 166V167H192ZM201 166H203V168L201 167ZM251 166L252 167V169L250 168L249 169V167ZM256 167L255 169H254V167ZM71 167H73L72 169H71ZM88 167L90 168L89 170H88ZM95 167V168H94ZM102 167V168H101ZM108 167H110V168H108ZM117 167V168H116ZM121 167V168H120ZM211 169H210V168ZM215 167V168H214ZM218 167H220V168H218ZM259 167H261L260 169H259ZM34 168H36V169H34ZM53 170V168H54V170L53 171H51V169ZM59 168V169H58ZM67 168H69V169H67ZM74 168H76V169H78L79 168V170H76V169H74ZM84 168V169H83ZM123 168H125V169H123ZM131 168V169H130ZM185 168V169H184ZM187 168V169H186ZM201 168V169H200ZM231 168V169H232ZM263 168V169H262ZM38 169V170H37ZM50 169V170H49ZM61 169V170H60ZM66 169V170H65ZM83 169V170H82ZM106 169H108V170H106ZM112 169V170H111ZM123 169V170H122ZM127 169V170H126ZM182 169H184V170H182ZM193 171H191V170ZM197 169H198V171H197ZM205 169V170H204ZM207 169V170H206ZM209 169V170H208ZM249 169V170H248ZM69 170V171H68ZM71 170V171H70ZM94 170H96V171H94ZM106 170V171H105ZM129 170V171H128ZM196 170V171H195ZM200 170V171H199ZM204 170V171H203ZM251 170V171H250ZM254 170H256L255 172H253ZM30 171V172H29ZM41 171V172H40ZM45 171V172H44ZM57 171V172H56ZM67 171V172H66ZM85 171V172H84ZM92 171V172H91ZM108 171V172H107ZM118 171V172H117ZM203 171V172H202ZM209 172V173H207V172ZM218 171L220 172V174L218 173ZM260 173V174H258V172ZM35 172V173H34ZM38 172V173H37ZM51 172H52V174H51ZM53 172H55V173H53ZM70 172V173H69ZM78 174L77 176H76V173ZM80 172V173H79ZM90 172V173H89ZM123 172H125V173H123ZM129 172V173H128ZM137 172H139V173H137ZM186 174H184V173ZM197 172V173H196ZM216 172V173H215ZM32 173V174H31ZM37 173V174H36ZM44 173V174H43ZM51 174V176L48 174ZM66 173H68V174H66ZM88 173V174H87ZM116 173V174H115ZM119 173V174H118ZM123 173V174H122ZM131 173V174H130ZM135 173V174H134ZM199 173H203V174H199ZM219 175H218V174ZM251 173V174H250ZM253 173V174H252ZM262 173H263V175H262ZM34 174H36V175H38V176H40L39 178H38V176H36V175H34ZM46 174V175H45ZM55 175V177H54V175ZM57 174H59V175H57ZM75 174V175H74ZM84 178H81V176ZM93 174V175H92ZM97 174V175H96ZM109 174V175H108ZM120 174L122 175V176H120ZM125 174V175H124ZM179 174V175H178ZM185 176H187V177H185ZM199 174V175H198ZM206 174H208V176L206 175ZM256 176H255V175ZM258 174V175H257ZM66 175H68V176H66ZM71 175V176H70ZM88 175H89V177H88ZM106 175V176H105ZM111 175H112V177H111ZM127 175V176H126ZM135 177V179H134V177ZM177 175V176H176ZM180 175H181V178H180ZM189 175V176H188ZM195 175V176H194ZM197 175V176H196ZM202 175V176H201ZM212 175V176H211ZM215 175H218V176H215ZM221 175V176H220ZM243 175H245V177L243 176ZM248 175V176H247ZM250 175H254V177H252V176H250ZM42 176V177H41ZM57 176L59 177L58 178V180H56L57 179ZM64 176V178H62V177ZM95 178H94V177ZM114 176V177H113ZM123 176H124V178H123ZM131 176V177H130ZM138 176V177H137ZM193 176L195 177V178H193ZM210 176V177H209ZM262 176V177H261ZM33 177V178H32ZM48 177H50V178H48ZM85 177H88V183H86L87 182V178H85ZM118 177V178H117ZM133 177V178H132ZM138 179H137V178ZM139 177H141V178H139ZM175 177V178H174ZM192 177V178H191ZM199 177H200V179H199ZM241 177H242V180H241ZM41 178V179H40ZM61 178V179H60ZM66 178V179H65ZM68 178V179H67ZM78 178L80 179V180H78ZM90 178V179H89ZM92 178V179H91ZM97 178V179H96ZM116 178V179H115ZM120 178V179H119ZM170 178V179H169ZM173 178V179H172ZM185 178V179H184ZM191 178V179H190ZM197 178V179H196ZM203 180H202V179ZM222 178V179H221ZM246 178V179H245ZM258 178H259V180H258ZM36 179V180H35ZM45 179H48L47 181H44ZM50 179L52 180L51 182H50ZM83 179V180H82ZM110 179V180H109ZM119 179V180H118ZM132 179V180H131ZM183 179V180H182ZM187 179V180H186ZM195 179L198 181L197 183L198 184H200V185H198L197 183H196V181H195ZM239 179V180H238ZM247 179H248V181H247ZM253 181H252V180ZM17 180V179H16ZM20 180V181H19ZM38 180H39V182H38ZM62 180V181H61ZM78 180V181H77ZM96 180V181H95ZM101 180V181H100ZM112 180H114L113 182H112ZM127 180V181H126ZM169 180H170V182H169ZM174 180V181H173ZM175 180H176V182H175ZM179 180V181H178ZM189 180V181H188ZM216 180V181H215ZM220 180V181H219ZM244 180V181H243ZM263 180V181H262ZM34 181V182H33ZM40 181H42V182H40ZM58 181V182H57ZM66 181V182H65ZM84 181V182H83ZM90 181V182H89ZM93 181V182H92ZM98 181V182H97ZM108 181V182H107ZM112 182V183H110V182ZM118 183H117V182ZM126 181V182H125ZM132 181V182H131ZM135 181V182H134ZM178 181V182H177ZM182 181V182H181ZM187 181V182H186ZM192 181H194V182H192ZM200 181V182H199ZM210 181V182H209ZM213 181V182H212ZM215 181V182H214ZM242 181V182H241ZM247 181V182H246ZM251 181V182H250ZM6 182V183H5ZM44 182V183H43ZM57 182V183H56ZM61 182H63V184L61 183ZM106 182V183H105ZM120 182H121V184H120ZM137 182H139V183H137ZM172 182H173V184H172ZM184 182V183H183ZM191 182V183H190ZM212 182V183H211ZM237 182V183H236ZM244 182V183H243ZM260 182H263V183H261L260 184ZM20 183H22V184H20ZM39 184V186H38V184ZM45 183H48V184H45ZM54 183V184H53ZM56 183V184H55ZM59 183V184H58ZM67 183H68V185H67ZM72 183V184H71ZM87 184V185H85V184ZM101 184V185H99V184ZM115 185H114V184ZM123 183V184H122ZM125 183V184H124ZM132 183V184H131ZM175 183H176V186H175ZM186 183V184H185ZM193 183H195V184H193ZM205 183V184H204ZM241 183V184H240ZM248 183V184H247ZM251 184V186H250V184ZM5 184V185H4ZM36 184V185H35ZM46 185V186H44V185ZM61 184V185H60ZM74 184H76L75 185V187H74ZM84 184V185H83ZM95 184V185H94ZM105 184L107 185H109L110 186V188H111V190H112V192L109 194V196H108V194H103L102 195V190H103V188L105 187ZM118 184H119V186H118ZM129 184V185H128ZM130 184H131V186H130ZM136 184V185H135ZM139 184V185H138ZM177 184H179V185H177ZM184 184H185V186H187V188L184 186ZM253 184V185H252ZM23 187H22V186ZM41 185V186H40ZM49 185V186H48ZM52 185V186H51ZM56 185V186H55ZM64 185V186H63ZM72 185V186H71ZM98 185L101 187H98ZM114 185V186H113ZM128 185V186H127ZM189 185V186H188ZM193 186L194 185V187L195 186H198V188H203V189H210L209 191H210V196L207 198V204L204 206V207H200V205H195V202L193 201L194 200V198H193V196H190V195H188V189H189V187H191V186ZM217 185V186H216ZM220 185H221V187H220ZM224 185V186H223ZM227 185V186H226ZM244 185V186H243ZM246 185V186H245ZM263 185V186H262ZM7 186V187H6ZM9 186V187H8ZM48 186V187H47ZM61 186V187H60ZM85 186V187H84ZM87 186V187H86ZM91 186L93 187V188H91ZM119 188H118V187ZM131 187V189H129L130 187ZM137 186V187H136ZM139 186V187H138ZM141 186V187H140ZM179 186H180V188H179ZM203 186V187H202ZM206 188H205V187ZM244 188H243V187ZM248 186H250V187H248ZM257 186V187H256ZM11 187H13L12 188V190H15V191H12L11 189L10 190H8L9 188H11ZM20 187V188H19ZM28 187V188H27ZM49 187L51 188V189H49ZM52 187H54V188H52ZM60 187V188H59ZM63 187V188H62ZM74 187V188H73ZM77 187V188H76ZM84 187V188H83ZM89 187V188H88ZM97 187V188H96ZM124 187L126 188V190L124 189ZM133 187H135V188H137L136 190H135V188H133ZM145 187V186H144ZM169 187V188H168ZM176 187V189H174ZM183 187H184V189L185 190H182L183 189ZM209 187V188H208ZM212 189H211V188ZM216 187H217V190H216ZM253 187V188H252ZM260 189H259V188ZM24 188V189H23ZM58 188V189H57ZM98 188H99V190H98ZM124 189L123 190V192H121L122 190L121 189ZM140 188H142L141 190H142V192L139 190ZM178 188V189H177ZM247 188V189H246ZM2 189V190H1ZM4 189V190H3ZM43 189V190H42ZM79 189H81V190H79ZM89 189H90V191H89ZM93 189V190H92ZM94 189H97V190H94ZM114 189V190H113ZM144 189V190H143ZM168 189V190H167ZM173 189V190H172ZM251 189V190H250ZM258 189V190H257ZM262 189V190H261ZM27 190V191H26ZM34 190V191H33ZM36 190V191H35ZM40 192H39V191ZM43 192H42V191ZM52 190V191H51ZM57 190V191H56ZM62 192H61V191ZM69 190V191H68ZM73 190V191H72ZM76 190H78V191H76ZM121 190V191H120ZM213 190H214V192H213ZM219 190V191H218ZM250 192H249V191ZM2 191V192H1ZM19 192V195H20V197L22 198V199H24L23 201H24V205L25 204H27V206H24L25 207V209H24V211H22V212H19L18 214H14V213H10L9 212V210H8V204L10 203V201L12 202V200H13V198H14V195L16 194V193H18ZM45 191V192H44ZM51 191V192H50ZM59 191V192H58ZM92 191V192H91ZM95 191V192H94ZM100 192V195H98V193ZM114 191H116V192H114ZM130 193H129V192ZM218 191V192H217ZM244 191H246L247 193L245 194V192ZM252 191V192H251ZM258 191H261V192H258ZM11 192V193H10ZM25 192V193H24ZM31 192V193H30ZM39 192V193H38ZM79 192H80V194H79ZM133 192V193H132ZM139 192H141V194L143 193V196L139 193ZM147 192V191H146ZM244 194H243V193ZM24 193V194H23ZM30 193V194H29ZM35 195V196H39L38 198H36L33 194ZM37 193V194H36ZM49 193H52V194H49ZM78 193V194H77ZM85 193V194H84ZM89 193V194H88ZM91 193V194H90ZM94 193V194H93ZM114 193V194H113ZM125 193H126V195H125ZM135 193V194H134ZM224 193V194H223ZM250 194V196H249V194ZM252 193H254V194H256V196L254 195V194H252ZM261 193V194H260ZM28 194V195H27ZM33 195L34 197H32V196H30V195ZM57 194H58V196H57ZM74 194V195H73ZM94 195V197H93V195ZM97 195V197H96V195ZM137 194V195H136ZM158 194H160V195H162L161 197H165V195H168V194H164V193H161V192H159L158 191ZM216 194V195H215ZM220 194V195H219ZM223 194V195H222ZM253 196H252V195ZM12 195V196H11ZM42 195V196H41ZM47 195V196H46ZM50 195H52V196H50ZM136 197H135V196ZM140 195V196H139ZM215 195V196H214ZM247 195V196H246ZM16 196V195H15ZM28 196H30V197H28ZM63 196V198H59V197H62ZM80 196H83V197H80ZM103 196V197H102ZM108 198H107V197ZM110 196H114L113 198L112 197H110ZM118 196V197H117ZM186 196H188V197H186ZM212 196H213V198H212ZM260 196V197H259ZM261 196H263V197H261ZM4 197V198H3ZM11 199H10V198ZM43 197L45 198V200L43 199ZM70 197V198H69ZM104 197H106V198H104ZM123 197H124V199H123ZM132 197V198H131ZM217 199H216V198ZM30 198H31V201H32V204H31V201H30ZM42 200H41V199ZM109 198H111L112 200H114V202L111 200V199H109ZM129 198V199H128ZM186 198H187V200H186ZM193 198V199H192ZM255 198V199H254ZM5 199V200H4ZM37 199V200H36ZM64 199V200H63ZM78 199V200H77ZM107 199V200H106ZM115 199H117L118 200V202H117V200H115ZM139 199V200H138ZM210 199H212V201L210 200ZM216 199V200H215ZM222 199V200H221ZM9 201V202H7V201ZM34 200V201H33ZM68 200V201H67ZM88 200V201H87ZM97 200H100V202L99 201H97ZM104 200V201H103ZM106 200V201H105ZM181 200H183V201H181ZM218 200V201H217ZM221 200V201H220ZM29 203H28V202ZM38 201V202H37ZM47 201V202H46ZM72 201V202H71ZM77 201V202H76ZM84 203H83V202ZM86 201H87V203H86ZM107 201H109V202H107ZM110 201H111V203H110ZM124 203H123V202ZM128 202V203H126V202ZM141 201V202H140ZM143 201H145V203L143 202ZM3 204H2V203ZM35 203V205H34V203ZM40 202V203H39ZM52 202H54V203H56V204H54V203H52ZM60 202V203H59ZM82 202V203H81ZM89 202V203H88ZM90 202H92V203H90ZM137 205H135L134 203ZM140 204H139V203ZM184 204H183V203ZM189 202V203H188ZM211 202V203H210ZM218 204H217V203ZM37 203H39V204H37ZM43 203V204H42ZM50 203H52V204H49ZM59 205H58V204ZM67 203V204H66ZM71 203H73V204H71ZM102 203H105V204H102ZM107 203V204H106ZM121 203V204H120ZM131 203V204H130ZM138 203V204H137ZM143 203V204H142ZM182 203V204H181ZM191 203V204H190ZM61 204H63V205H61ZM89 205V207H88V205ZM94 204V205H93ZM128 204V205H127ZM158 204H160L159 202H158ZM158 204H155V205H151L149 208H151V209H149V212L151 211L152 213H153V211H154V209L155 208H157V207H159V205ZM39 205V207H37ZM43 205V206H42ZM45 205V206H44ZM52 205V206H51ZM65 205H66V208H65ZM69 205H71V206H69ZM93 205V206H92ZM118 205V206H117ZM139 205H141V206H139ZM190 205H192V206H190ZM217 205V206H216ZM31 206V207H30ZM33 206V207H32ZM58 206V207H57ZM82 206V207H81ZM92 206V207H91ZM95 206V207H94ZM110 206L112 207V208H110ZM114 206V207H113ZM117 208H116V207ZM154 206V207H153ZM181 206H183V208L181 207ZM209 206V207H208ZM30 209H29V208ZM37 207V209H35ZM46 207H48V208H46ZM70 207H71V209H70ZM78 207V208H77ZM88 207V208H87ZM107 207V208H106ZM119 207H121V208H119ZM135 209H134V208ZM152 207H153V210H152ZM186 209H185V208ZM188 207L189 208H191V209H188ZM212 208L211 210L209 209V208ZM214 207V208H213ZM7 208V209H6ZM54 208V209H53ZM57 208V209H56ZM59 208L61 209V210H59ZM92 208H93V210H92ZM110 210H109V209ZM119 208V209H118ZM123 208V209H122ZM138 208V209H137ZM144 208V209H143ZM196 208V209H195ZM200 208V209H199ZM217 208V209H216ZM29 209V210H28ZM44 209H46V210H44ZM51 209V210H50ZM79 209L81 210V211H79ZM100 211H99V210ZM129 209V210H128ZM134 209V210H133ZM201 211V210H203L204 211V209H205V216H203V215H200L199 216V210ZM206 209H209V210H206ZM28 210V211H27ZM32 210V211H31ZM41 211V212H39V211ZM59 210V211H58ZM63 210H64V212H63ZM66 210H67V212H66ZM73 212H72V211ZM105 210V211H104ZM113 210H114V212H113ZM119 210H121V211H119ZM130 210H131V212H130ZM183 210H184V213H183ZM214 210L216 211V212H214ZM2 211V212H1ZM27 211V212H26ZM48 211V212H47ZM54 213H53V212ZM61 211V212H60ZM70 211V212H69ZM83 211V212H82ZM92 211V212H91ZM96 211V212H95ZM98 211L100 212V213H98ZM112 211V212H111ZM118 211V212H117ZM129 213H128V212ZM136 211V212H135ZM138 211V212H137ZM141 211H142V213H141ZM156 211V210H155ZM211 211H213V212H211ZM29 212H31V213H29ZM38 212V213H37ZM87 212V213H86ZM111 212V213H110ZM116 212V213H115ZM123 214H122V213ZM208 212H210V214L208 213ZM9 213V214H8ZM40 213V214H39ZM45 213V214H44ZM68 213V214H67ZM114 213V214H113ZM119 213V214H118ZM126 213V214H125ZM189 215H188V214ZM212 213V214H211ZM213 213H216V214H213ZM7 214V215H6ZM30 214V215H29ZM38 216H37V215ZM42 214V215H41ZM74 214V215H73ZM77 214H79L80 216H82L81 218L82 219H80V216H78ZM100 214L102 215V216H104V217H100ZM117 214H118V216H117ZM132 214H133V216H134V218H133V216H132ZM137 214H140V215H143V216H140V215H137ZM174 214H175V216H174ZM186 214V215H185ZM196 214L198 215V216H196ZM6 215V216H5ZM21 215V216H20ZM24 215H26L27 216V218L24 216ZM31 216V217H29V216ZM33 215H36L38 218H39V220H38V218L37 217H35V216H33ZM49 215V216H48ZM56 215V216H55ZM58 215V216H57ZM64 215V216H63ZM66 215V216H65ZM70 215H71V217H70ZM77 215V216H76ZM119 215H121L120 217H119ZM136 215V216H135ZM170 215V216H171ZM186 217H184V216ZM10 216H11V218H10ZM12 216H13V218H12ZM22 216H24L25 218L22 220ZM46 216H48V217H45ZM75 216V217H74ZM86 218H85V217ZM88 216H90V217H88ZM117 216V217H116ZM124 216V217H123ZM126 216V217H125ZM189 216V217H188ZM218 217L217 218H214L215 220V222H217L216 220H218V218H220L219 220L220 221H222L223 220V218L222 217H220L219 215H217ZM19 217V218H18ZM44 217V218H43ZM53 217V218H52ZM61 217V218H60ZM63 217V218H62ZM69 217V218H68ZM84 217V218H83ZM109 217V218H108ZM111 217H113V218H111ZM121 217H123V218H121ZM144 219H142V218ZM182 217V218H181ZM190 217H192V218H190ZM18 220H17V219ZM30 218H32V222H31V219ZM58 218V219H57ZM75 218V219H74ZM105 220H104V219ZM117 218V219H116ZM141 218V219H140ZM148 218V219H147ZM168 218H171V217H168ZM172 218H171V220H172ZM189 218V219H188ZM9 219H10V221H9ZM15 219V220H14ZM20 219L22 220V222H23V224L25 225V226H23V227H21L23 224H22V222L20 221ZM30 219V220H29ZM35 219V220H34ZM40 219H42V220H40ZM47 219V220H46ZM69 219V220H68ZM77 219V220H76ZM84 219H86V221L84 220ZM90 219L92 220V221H90ZM108 220V222H107V220ZM113 219H115V221L113 220ZM135 219V220H134ZM137 219V220H136ZM178 219H179V221L180 222H178ZM181 219V220H180ZM184 219V220H183ZM195 219V220H194ZM209 219V218H208ZM5 220V221H4ZM12 220H13V222H12ZM36 220H38V222H39V224H37L38 222L36 221ZM60 220H62V221H60ZM65 220V221H64ZM67 220H68V222H67ZM80 220H81V222H80ZM88 220V221H87ZM97 222H96V221ZM99 220V221H98ZM101 220V221H100ZM118 220V221H117ZM123 220H125V221H123ZM134 220V221H133ZM141 221V222H139V221ZM183 220V221H182ZM8 221V222H7ZM17 221V222H16ZM40 221H41V224H40ZM48 221V222H47ZM54 221V222H53ZM103 221H105V222H103ZM128 221H129V224H128ZM136 221V222H135ZM144 221V222H143ZM166 221H168V220H166ZM194 221V222H193ZM10 222H11V227L9 226L10 225ZM30 224V225H28V223ZM36 222V223H35ZM42 222H46V223H42ZM78 222V223H77ZM83 222V223H82ZM91 222V223H90ZM94 222H96V223H94ZM102 222V223H101ZM115 222V223H114ZM116 222H117V224H116ZM122 222V223H121ZM124 222V223H123ZM126 222V223H125ZM138 222V223H137ZM146 222V223H145ZM193 222V223H192ZM50 223V224H49ZM61 223V224H60ZM64 223V225H62ZM69 223V224H68ZM90 223V224H89ZM95 225H93V224ZM100 223H101V225H100ZM107 223V224H106ZM121 223V224H120ZM133 223V224H132ZM145 223V224H144ZM192 223V224H191ZM196 223H197V225H196ZM199 223H200V226H198L199 225ZM20 224H21V226H20ZM43 224V225H42ZM47 224H49V226L47 225ZM55 226H54V225ZM103 224V225H102ZM110 224V225H109ZM124 226H123V225ZM146 225V227L147 228H145V230L144 229H140V230H138V228H136V225ZM202 224V225H201ZM45 225H47V226H45ZM72 225V226H71ZM104 225H105V227H104ZM108 225V226H107ZM118 225H120V226H118V228H117V226ZM122 225V226H121ZM127 225V226H126ZM129 225V226H128ZM28 226H29V230H28ZM54 226V227H53ZM56 226H58V227H56ZM82 226V227H81ZM97 226V227H96ZM113 226L115 227V228H113ZM169 228H168V227ZM171 226V227H170ZM176 226V227H175ZM194 226H196V227H194ZM44 227H45V229H44ZM68 229H67V228ZM72 227V228H71ZM76 227H78V228H76ZM100 227H101V229H100ZM104 227V228H103ZM107 227H109V228H107ZM126 227H127V229H126ZM173 227V228H172ZM184 227H186V229L184 228ZM192 227H194V228H192ZM204 229H203V228ZM217 227V228H216ZM4 230H3V229ZM8 228V229H7ZM12 228V229H11ZM18 228V230L16 231V229ZM37 229V231L38 232H35V230H33V229ZM47 228V229H46ZM49 228V229H48ZM55 228V229H54ZM79 228H81V229H79ZM84 228V230H82ZM105 228H107V229H105ZM112 228V229H111ZM120 228H125V229H120ZM129 228V229H128ZM131 228H132V230H131ZM159 228V229H158ZM163 228V229H162ZM168 228V229H167ZM172 230H171V229ZM177 228H179V230L177 229ZM189 228V229H188ZM200 228V230H198ZM203 230H202V229ZM214 228H216V229H214ZM258 228V229H257ZM262 228H263V230H262ZM21 229V230H20ZM25 229V230H24ZM40 229H42L41 231H40ZM43 229H44V231H43ZM53 229V230H52ZM57 229V230H56ZM70 229V230H69ZM73 229V230H72ZM76 229V230H75ZM78 229V230H77ZM86 229L88 230V232H86ZM97 229H98V231H97ZM113 229H115V230H113ZM147 229L148 230H150V231H148V232H146L145 234H143V235H138L136 232H142V230L143 231H147ZM158 229V230H157ZM166 229L168 230V232L166 231ZM181 229V230H180ZM195 229V230H194ZM197 229V230H196ZM206 229V230H205ZM261 229V230H260ZM12 230H15V231H12ZM61 230V231H60ZM68 230H69V232H68ZM103 230V231H102ZM106 230V231H105ZM110 230H112V231H110ZM118 232H120V233H118ZM157 230V231H156ZM172 232H171V231ZM184 232H183V231ZM189 230H191V231H189ZM194 230V231H193ZM258 230V231H257ZM18 231H19V233H18ZM34 231V232H33ZM51 231V232H50ZM53 231V232H52ZM69 233V235H68V233ZM72 232V236L70 235V233ZM78 231V232H77ZM83 231H85V233L83 232ZM97 233H96V232ZM99 231H101V233L99 232ZM121 231L123 232V233H121ZM160 232V234H159V232ZM174 231V232H173ZM187 233H186V232ZM196 231V232H195ZM199 231H200V233H199ZM217 231V232H216ZM7 232H9V233H7ZM20 232H23V233H20ZM25 232V233H24ZM29 232V233H28ZM31 232V233H30ZM41 232V233H40ZM42 232H44V233H42ZM61 234H60V233ZM63 232V233H62ZM81 232V233H80ZM83 232V233H82ZM90 232V233H89ZM93 232H95L94 234H92ZM99 232V233H98ZM114 232V233H113ZM128 232V233H127ZM151 232H154V233H152L151 234ZM170 232H171V234H170ZM178 232H179V234H178ZM182 232V233H181ZM196 234H194V233ZM206 232V233H205ZM216 232V233H215ZM237 232V233H236ZM2 233V234H1ZM6 233V234H5ZM16 233H18V235L16 234ZM27 233V234H26ZM53 233V234H52ZM56 233V234H55ZM65 233V234H64ZM107 233V234H106ZM112 233V234H111ZM117 233V234H116ZM162 233L164 234V235H162ZM174 233H176V234H173ZM212 233V234H211ZM219 233V234H218ZM20 234V235H19ZM23 234V235H22ZM43 234H45V235H43ZM47 234V235H46ZM75 234V235H74ZM78 236H77V235ZM84 234V235H83ZM85 234H86V237H85ZM92 234V235H91ZM97 234H98V236H97ZM111 234V235H110ZM114 234H116V236L114 235ZM119 234H122L123 235V237H122V235H119ZM129 234V235H128ZM132 234V235H131ZM147 234H148V237H147ZM150 234V235H149ZM183 234V235H182ZM185 234V235H184ZM189 234H191V235H189ZM206 234V235H205ZM209 234V235H208ZM232 234H234V235H232ZM241 236H240V235ZM256 234H260V236L258 237V235H256ZM2 235V236H1ZM5 235H8V236H5ZM17 235V236H16ZM43 235V237H41ZM51 236V238H48V237H50ZM61 235V236H60ZM67 236V237H65V236ZM83 235V236H82ZM90 235V236H89ZM106 235V236H105ZM118 235V236H117ZM125 235V236H124ZM170 235V236H169ZM173 235V236H172ZM177 235V236H176ZM178 235H180V236H178ZM187 235V236H186ZM199 235H200V237H199ZM236 235V236H235ZM243 235V236H242ZM248 235H250V236H248ZM255 236L254 238H253V236ZM10 236V237H9ZM14 236H15V238H14ZM33 236V237H32ZM53 236V237H52ZM56 236V237H55ZM63 236V237H62ZM74 236V237H73ZM80 236V237H79ZM91 236H93V237H91ZM99 238H97V237ZM101 236V237H100ZM103 236H105V237H103ZM111 236V237H110ZM115 236V237H114ZM129 237V239L130 238H132V240L130 239H128V237ZM142 236V237H141ZM155 236V237H154ZM158 236V237H157ZM172 236V237H171ZM182 236V237H181ZM195 236H197V238H195ZM212 238H211V237ZM215 236L217 237V239L215 238ZM219 236V237H218ZM228 236V237H227ZM6 237V238H5ZM29 237V238H28ZM47 237V238H46ZM56 238V241H55V238ZM58 237H59V239L61 240H59L58 239ZM82 237V238H81ZM102 237H103V239L105 238V240L106 241H103V239H102ZM127 237V238H126ZM135 237H137L136 239H135ZM186 239H185V238ZM205 237V238H204ZM223 237V238H222ZM237 237V238H236ZM239 237V238H238ZM251 237V238H250ZM10 238V239H9ZM20 238V239H19ZM26 238V239H25ZM65 238V239H64ZM78 240H77V239ZM84 238H86V239H84ZM122 238H124V239H122ZM158 238H162V240L161 239H158ZM173 238H174V240H173ZM209 238H210V240H209ZM229 238V239H228ZM232 238V239H231ZM245 238H247V240L245 239ZM258 238H259V240H258ZM24 239H25V241H24ZM33 239H35V240H33ZM36 239H38V240H36ZM54 239V241H52V240ZM62 239H63V241H62ZM72 239H74L73 241H72ZM81 239V240H80ZM90 239V240H89ZM97 239V240H96ZM111 239H115V240H117V241H113V240H111ZM120 239V240H119ZM139 239V240H138ZM152 239V240H151ZM168 239H171V240H168ZM184 239V240H183ZM198 239H200V241L198 240ZM211 239H213L216 243H214L213 241H211ZM219 239V240H218ZM226 239V240H225ZM240 239V240H239ZM9 240V241H8ZM11 240H12V242H11ZM17 240V241H16ZM22 240V241H21ZM27 240H28V242H27ZM42 240H43V242H44V244H43V242H42ZM67 240H69V241H67ZM89 240V241H88ZM92 240V241H91ZM122 240V242H120ZM126 240V241H125ZM136 240V241H135ZM143 240V241H142ZM146 240V241H145ZM160 240H161V242H160ZM164 240V241H163ZM166 240H168V241H166ZM233 244V245H231L230 246V242ZM253 240V241H252ZM8 242V244H7V242ZM78 243H76V242ZM80 241V242H79ZM108 241H111V242H109L108 243ZM128 241H130V242H132V243H129ZM140 241H142V243L140 242ZM181 241V242H180ZM187 241V242H186ZM198 241V242H197ZM208 241H211V242H208ZM224 241V242H223ZM226 241V242H225ZM240 241H242L241 243H240ZM250 241H252V242H255L254 243V246H253V243L252 242H250ZM20 242V243H19ZM25 242V243H24ZM34 242H36L35 244H33ZM42 242V243H41ZM53 242V243H52ZM64 242V243H63ZM82 242V246H81V243ZM84 242V243H83ZM104 242V243H103ZM105 242H107V243H105ZM126 243V244H124V245H126V249H123V247H125V246H123V243ZM134 242H136V243H134ZM146 242V243H145ZM151 242V243H150ZM166 242V243H165ZM169 242V243H168ZM171 242V243H170ZM185 242V243H184ZM201 242H202V244H201ZM206 242H208V243H206ZM220 244H219V243ZM244 242V243H243ZM247 242H248V244H247ZM11 243V244H10ZM13 243H14V245H13ZM19 243V244H18ZM29 243V244H28ZM40 243V244H39ZM46 243V244H45ZM50 245H49V244ZM55 243V244H54ZM57 243H58V245H57ZM61 243V244H60ZM63 243V244H62ZM65 243H67V245H65ZM103 243V244H102ZM112 243H116V244H112ZM118 243H122L121 244V246L118 244ZM128 243V244H127ZM140 243V245H138V244ZM183 243V244H182ZM193 243V244H192ZM196 243V244H195ZM198 243V244H197ZM212 243V244H211ZM226 243L228 244V245H226ZM239 243V244H238ZM251 243V244H250ZM24 244H25V247H26V249H24ZM39 244V245H38ZM54 244V245H53ZM77 244V245H76ZM110 246H109V245ZM133 244V245H132ZM152 244V245H151ZM157 244V245H156ZM161 246H160V245ZM191 244V245H190ZM212 245V247H211V245ZM214 244H216V245H214ZM221 244H222V246H221ZM225 244V246L226 247H224L223 245ZM242 244H243V246H242ZM245 244V245H244ZM262 244V245H261ZM21 245V246H20ZM43 245V246H42ZM48 245V246H47ZM53 245V246H52ZM62 245V246H61ZM71 245H73V246H71ZM79 245V246H78ZM115 245V246H114ZM118 245V246H117ZM128 245H130V246H128ZM148 245V246H147ZM164 245V246H163ZM169 247H168V246ZM174 245H176V246H174ZM202 245V246H201ZM237 245V246H236ZM255 245H256V247H255ZM5 246H7V247H5ZM13 246V249H11V247ZM20 247V249H19V247ZM29 246H31V247H29ZM40 246H42V247H40ZM47 246V247H46ZM55 246V247H54ZM60 246H61V249H60ZM75 246V247H74ZM106 246V247H105ZM108 246V247H107ZM154 246V247H153ZM179 246V247H178ZM190 246V247H189ZM196 246H198L199 247V252H197L198 251V247H196ZM208 246V247H207ZM209 246H210V250H209ZM229 246H230V249H229ZM242 246V247H241ZM247 246V247H246ZM253 246V247H252ZM258 246V247H257ZM14 247H15V249H14ZM21 247H22V249H21ZM34 247H35V250H34ZM37 247H39V249H37ZM50 247H51V249H52V253H51V249H50ZM63 247H64V249H63ZM67 247H68V249L69 250H66L67 249ZM77 247H79V249L77 250L78 252H76L75 253V249H77ZM87 247H88V249H87ZM111 247H112V250H111ZM114 247H115V249H114ZM116 247H117V250H116ZM129 247H130V249H129ZM149 247H150V249H149ZM152 247H153V249L154 250H156V252L152 249ZM163 247H164V249H163ZM170 247H171V249H170ZM182 247H183V249H182ZM193 247H196V249H193ZM213 247H214V249H213ZM221 247H222V249H221ZM223 247H224V250H223ZM233 247H234V249H233ZM238 247H239V249H238ZM245 247H246V249H245ZM8 249H10V250H8ZM45 249V250H44ZM59 249H60V251H59ZM71 249H73V250H71ZM109 250V251H107V250ZM120 249V250H119ZM170 249V250H169ZM179 249L181 250V252H179ZM189 249V250H188ZM191 249H193V250H191ZM212 249V250H211ZM244 251H243V250ZM15 250H17L16 252H15ZM21 250H23L24 252H22ZM28 251V252H26V251ZM41 250V252H42V254H41V252H39V251ZM55 250V251H54ZM59 251V252H57V251ZM93 250V249H92ZM129 250V251H128ZM166 250H168V251H166ZM188 250V251H187ZM192 252H191V251ZM195 250H197V251H195ZM203 250V251H202ZM206 250V251H205ZM223 251V254H222V251ZM227 250H228V252H229V254H228V252H227ZM239 252H238V251ZM240 250H242L241 252H240ZM255 250V251H254ZM260 250H262V252L260 251ZM12 251H14L15 252V254H12V253H14V252H12ZM19 251V252H18ZM29 251H32V254H31V252H29ZM38 251V252H37ZM66 251V252H65ZM114 251V252H113ZM154 251V252H153ZM158 251H159V253H158ZM162 251V252H161ZM174 251V252H173ZM186 251V252H185ZM235 251V252H234ZM246 251V252H245ZM249 251V252H248ZM253 251V252H252ZM3 252L6 254V255H4L3 254ZM9 252H11V253H9ZM34 252V253H33ZM54 252H55V254H54ZM68 252V254H66ZM79 252H82V253H79ZM108 252V253H107ZM161 252V253H160ZM164 252H166V253H164ZM185 252V253H184ZM189 252V253H188ZM194 252V253H193ZM8 253V254H7ZM23 253V254H22ZM24 253L26 254V255H24ZM37 253H39L38 255H37ZM44 253V254H43ZM48 253V254H47ZM61 253V254H60ZM65 253V254H64ZM72 253V254H71ZM74 253V254H73ZM84 253V254H83ZM111 253V254H110ZM119 253V254H118ZM123 253V254H122ZM131 253H132V255H131ZM151 253V254H150ZM171 253V254H170ZM172 253H173V255H172ZM176 253V254H175ZM181 255H180V254ZM211 253V254H210ZM216 254L215 256H214V254ZM230 253H232V254H230ZM242 253H244L243 255H242ZM19 254V255H18ZM21 254V255H20ZM29 254H31V255H29ZM36 254V255H35ZM57 254V256L55 257V255ZM82 254V255H81ZM121 254V255H120ZM149 256H148V255ZM161 254V255H160ZM166 254V255H165ZM196 254V255H195ZM209 256H208V255ZM221 254V255H220ZM225 254V255H224ZM226 254H228V255H226ZM236 254H237V256H236ZM255 254V255H254ZM263 254V255H262ZM10 255H12V256H10ZM35 255V256H34ZM42 255V256H41ZM47 255V256H46ZM54 255V256H53ZM60 255V256H59ZM64 255V256H63ZM79 255V256H78ZM80 255H81V257H80ZM114 257H113V256ZM124 255V256H123ZM157 255H158V257H157ZM177 257H176V256ZM184 255V256H183ZM193 255H195V256H193ZM205 255V256H204ZM232 255V256H231ZM234 255H235V257H234ZM247 255V256H246ZM6 256V257H5ZM8 256V257H7ZM32 257V260H30V257ZM46 256V257H45ZM59 256V257H58ZM73 256V257H72ZM78 256V258H75V257H77ZM107 256V257H106ZM111 256V257H110ZM148 256V257H147ZM155 256V257H154ZM160 256V257H159ZM172 258H171V257ZM174 256V257H173ZM190 258H189V257ZM212 257V258H210V260H209V257ZM219 256V257H218ZM225 256H227V257H225ZM240 256V257H239ZM242 256V257H241ZM259 256V257H258ZM3 257H5V258H3ZM12 257V258H11ZM19 257V258H18ZM28 257V258H27ZM37 257V258H36ZM57 257H58V259H57ZM70 257V258H69ZM119 257V258H118ZM121 257V258H120ZM129 257V258H128ZM132 257V258H131ZM135 257V258H134ZM150 257H152V259H151V261H150ZM200 257V258H199ZM228 257H229V259H228ZM245 259H244V258ZM249 257V258H248ZM256 257V258H255ZM261 257V258H260ZM263 257V258H262ZM42 258V259H41ZM60 258H63V259H60ZM65 258V259H64ZM74 258V259H73ZM171 258V259H170ZM177 258V259H176ZM179 258V259H178ZM196 258V259H195ZM201 258H203V259H201ZM207 258V259H206ZM222 258V259H221ZM228 259V260H226V259ZM230 258H232V259H230ZM237 258V259H236ZM247 258V259H246ZM259 260H258V259ZM6 261H5V260ZM18 259V260H17ZM22 259V260H21ZM34 259H35V261H34ZM46 259V260H45ZM50 259V260H49ZM52 259V260H51ZM111 259V260H110ZM135 259V260H134ZM181 259V260H180ZM182 259H183V261H182ZM200 259V260H199ZM211 259H214V260H211ZM236 259V260H235ZM239 259V260H238ZM241 259V260H240ZM252 259V260H251ZM256 260V262H251V261H255ZM263 259V260H262ZM9 260V261H8ZM12 260V261H11ZM25 260H26V263H25ZM28 260V261H27ZM40 260L42 261V263L40 262ZM54 260V261H53ZM59 260H61V261H59ZM67 260H69V261H67ZM76 260V261H75ZM108 260V261H107ZM129 260V261H128ZM130 260H131V262H130ZM142 262H141V261ZM148 260V261H147ZM153 260V261H152ZM175 260V261H174ZM177 260H179V261H177ZM197 260V261H196ZM205 260H207V262L205 261ZM258 260V261H257ZM261 260V261H260ZM29 261H31V262H33V263H31V262H29ZM46 261V262H45ZM47 261H48V263H47ZM65 261V262H64ZM150 261V262H149ZM165 261V262H164ZM174 261V262H173ZM177 261V263H175ZM189 261V262H188ZM193 261H195V262H193ZM212 261V262H211ZM214 261V262H213ZM220 261V262H219ZM235 261H236V263H235ZM239 261V262H238ZM51 262V263H50ZM109 262V263H108ZM134 262V263H133ZM191 262H193V263H191ZM198 262V263H197ZM206 262V263H205ZM210 262V263H209ZM229 262V263H228ZM258 262V263H257ZM263 262V263H262ZM37 263V264H38Z\"/></svg>", "mask_w": 264, "mask_h": 264}]
</instances>
